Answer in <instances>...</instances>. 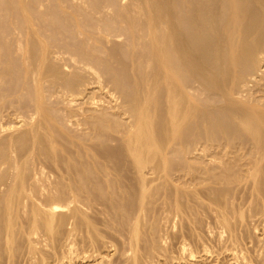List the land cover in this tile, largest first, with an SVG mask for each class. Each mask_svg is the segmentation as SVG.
Returning <instances> with one entry per match:
<instances>
[{
    "label": "bare ground",
    "instance_id": "1",
    "mask_svg": "<svg viewBox=\"0 0 264 264\" xmlns=\"http://www.w3.org/2000/svg\"><path fill=\"white\" fill-rule=\"evenodd\" d=\"M122 1V0H121ZM125 1V0H124ZM146 1V0H145ZM80 2V1H79ZM123 2V1H122ZM147 2V1H146ZM24 4V3H23ZM134 4V3H133ZM22 5V4H21ZM137 5V7H139L140 8V12L141 13H143V12H145V14L144 15H146V13H147V18L145 19V16L144 15H141V16H144L143 18H144V21H143V24H145L142 28H141V26L139 27L138 25V28L136 29V25H134V23H135V21L138 19V17H137V19L136 18H133V16H131L133 19V25L135 26H132V25H130L131 23L130 22H126V23H129V25H130V31H129V33H128V31H127V29L126 30H124V32L125 31H127V35L125 34V37L127 36V40L125 41V39H124V41H125V43H126V45L128 46L129 44H131V43H134L135 41L137 42V44H136V46L134 47V46H132L133 48H135L136 49V51L138 52V50L140 49V48H138V47H141V45L140 46H138V44H140L141 42H142V40H141V42L139 41L140 40V33H139V31H142V34H145V35H147L146 37H148V41H149V45H148V47H149V49H147L146 50V57H145V54H142V55H144V57L146 58V59H144L145 61H147V62H150L151 64H153L155 67L154 68H156L155 70H153L154 68H153V65H151L150 63H148L147 64V62L145 63L144 62V60L142 59V58H140V56L141 55H136V54H139V53H136L135 52V55L136 56H138V58H140V59H142V62H141V60L139 59L138 61L140 62V63H145L146 65H151L152 67H150V70H151V68H152V74L150 75V73H148L147 72V70H149V69H147V68H149V67H147V66H145L146 67V69L144 68V70H146V73H148L147 75L150 77V78H148L147 76H145L144 74H142V75H144L143 77H146V78H148V80L147 79H142L143 77H138L137 78V74L141 71V70H138V72H137V70H136V67L134 66V70L136 71H132L130 68H129V66H128V68H129V70H131L135 75V77L137 78V79H141V81L139 80V82H141L140 83V85L141 86H139V88L140 87H143V85L145 86H147L146 88H144L143 87V89L142 90H138L137 89V91H136V93H135V91H134V89H136V87H133V85L134 84H131L132 86L131 87H133L132 89H131V93L133 94L132 96L131 95H129L130 97L129 98H131V99H129V102H130V111L128 110L127 112L130 114V116L129 115H125L126 117H129L128 119H127V121H124V117H122L123 118V120L122 121H124V123L123 124H121L120 122H122L121 120L118 122V123H116V120H115V123L116 124H118V125H116L115 123L113 124V127L115 128V126L114 125H116V126H121L122 128H121V131L119 132L120 133V135L122 134V132H123V136H122V139H120V142L123 144V146H124V149L126 150V152H127V154H128V158H129V160L131 161H128L127 159V155H125L126 156V158H125V160H127L128 162H129V164L130 165H128V167H126L127 166V164H128V162L126 163V166L124 165V167H126V169H127V171L129 172L130 170H131V172H127V171H125V173H128V174H125L124 173V170H126L124 167H123V164H121L122 165V167H120L121 165H115L114 164V162L116 163V162H118L117 160L116 161H113V157H114V153H112V151H111V153H112V155H108V154H106V155H104V156H110V158H111V156H113L111 159H112V161H110V160H108L109 162H111L112 164H114V165H109V163L108 162H106V163H108V164H104V161L105 160H101V161H103V163L102 162H100V163H97V162H95V164H92L91 162V164H88L89 163V161H87V164H85V165H83V163L84 162H82V160L83 161H85L86 159H80L81 160V162H79V163H81L80 165H78V167H77V165H76V163H73L74 165H76V166H74V167H77L78 169H70V168H72L71 167V165H70V163H72V162H70V160H69V170H67L66 168H61V166H60V164L58 165V164H56L55 162H57V161H53V160H55L56 158H58V157H55L54 159L52 158V157H54L55 156V154L53 153L51 156L52 157H48V155L49 154H51L50 153V151L51 150H56V148L55 149H53V147H56L55 146V144H53L54 142L56 143V144H58L56 141H54V138H55V136H54V138L52 137L53 136V134L55 135V132L57 131V129H55L54 130V128L53 129H51L50 127L51 126H47V124H53V121H51L50 119H49V117L48 118H44V116H43V118L44 119H46V120H50L51 122L49 123H47V124H45L46 122L44 121V119L42 120V119H39V122H43L44 121V123H36V125L37 126H39L38 128H37V126L35 125V123L34 124H31L32 126L33 125H35L36 126V130H35V133L33 134L32 132H33V130L32 131H30L31 133V135L29 134V132H28V135L30 136V137H33L31 140H33V141H31L32 143L30 144V145H32V147H33V145L35 146L36 145V143H38L39 145L38 146H40L41 144H45L46 146H44V149H45V147H46V149L49 151V152H47V151H45L46 152V157H48L47 159H49L50 161H51V158L53 159L52 160V164L49 166V167H47V165H46V167H42V166H40L38 169L35 167V169H37L35 172L37 173L36 175H34L33 176V174H34V171L33 170H31V171H33V174H31L32 175V177H31V175H29L28 177H26L25 175H24V169H25V166H27L26 164H29L28 162H29V159H31L30 157L32 156V153L31 152H29L28 151V148H29V150L31 151L32 149H30V147H28L27 148V153L24 151V154L23 153H21L20 152V155L21 154H23V155H21V161L23 162V163H21V164H18V163H16L15 162V159H13L11 156H10V153H9V155H5V157L6 158H4V160H6L7 159V157L10 159V158H12L13 159V161H11V162H9V161H4V162H1L0 163V173L2 174L3 173V175H4V173H7L8 174V177H3V175L1 176V178H0V264H4V262L2 263V256L4 257V256H6V258H7V260H9V262H10V258L13 256V253H14V248L15 247H17V246H15V243L17 242V241H19L20 242V239H18V238H23V240L25 241V243L27 244V246H28V248L30 249V250H36V248H37V246H38V244H37V246H36V244L35 243H39V245H40V243L41 242H44V243H46V245L47 244H51L53 247L52 248H54V245L56 246V245H58V244H63V246H65L66 247V249L70 252L71 250H73V247H74V249H75V246H78L77 247V249H76V251L78 252L77 253V255L78 256H82L81 258V260L83 261L82 262V264H111V258H113V256L115 257L117 254H119V253H125L124 254V256L126 257L125 259L127 260L126 262H128V264H166V261L165 260H168V259H164L165 258V256H163L164 258H161L162 256H157L156 254V256H154L153 254H151L152 252H155L154 250L150 253V256L148 255L147 256V254H145L146 253V251H144L143 249H146V250H148L147 248H144V246H143V241L144 240H147L146 238H149V240H150V237L149 236H151V232H152V230H153V232L155 233L156 231H154V230H156V229H154V226H153V221L155 220V218L156 217H159V219H161L160 217H162V219L163 220H165V223H164V221L163 220H158V219H156L157 221H159L160 223H161V221H163V223L165 224V227L168 229V228H172V226H173V222H174V220L175 219H177L178 221H179V224L177 223V225H178V227L180 228V230L181 229H183V230H185V228H187V227H190L191 226V223L193 224V220L195 221V217L193 218V220H192V217H193V215L192 214H194L193 212H197L196 210L198 209V208H200V207H198V206H196V204L198 205V200L200 201L201 199H202V201L201 202H204V200H207L209 197H210V195H208L209 197H207V198H205V199H203L202 197H201V199H197V203L194 201V204L195 205H193L192 204V206L191 205H187V204H185V203H192V201L195 199L196 200V198H193V200L192 201H190L191 200V197H190V199L189 200H185V198H187V196H190V195H193L194 197H197V195L199 194L200 195V193H205L206 191H208V189H206L205 187H209L208 185L209 184H207V186H206V183H208V182H210V183H212V186H213V182L216 180V175H214L215 173H217V177H219L220 176V168L218 167V166H221V165H223L222 163H218V165H216L215 167H217V168H219V170L220 171H218L219 172V174H218V172H216L215 170H217V168L214 170V172L215 173H213V169L211 170V168L210 169H208L205 165H204V163H203V166H204V169H202V170H198L197 169V171H195V172H193V173H182L181 171L180 172H178L177 171V173L175 174V172L173 173V175L172 174H170L169 172V174L167 173V164H168V161H167V159H169V158H165L166 156H167V154L168 153H170L171 151H169V150H173V149H171L172 148V146L176 143H173V145L170 147V149H169V146L172 144L171 142H174V140H175V136L177 135V134H179V132L181 133V131H183V129H185V127H186V125H188L187 124V122L189 121V119L193 116L194 117V115L196 114V112H195V110H196V106L192 103V101H191V99L189 98V96H188V92H187V88L185 89V85H183V87L181 86V84L180 83H178V80H182V77H180V73H182L181 71H188L189 70V72H195V74H193V75H200V76H198L199 78L202 76V75H205V80L207 81V80H210L211 81V83H212V85H213V89L211 90V88H209V90H211L210 92H211V95H210V93H208V92H206V91H204L203 90V92H205V93H208L207 95H210V96H212V97H214V96H220V97H222V98H224V100L223 101H225L227 104L226 105H228V107L230 108V109H233L234 110V113H233V111L232 110H230V112L231 113H233V114H235V118H236V121H235V123L237 122V126L239 127V128H241V129H238V130H243L244 131V133H246L247 135H249L250 136V141H252V146L254 147V148H256V152H257V154H258V156L259 157H257L256 156V158L255 157H253V158H251V157H248V156H251V155H248V156H246L247 155V153H246V155H245V157L249 160V158H251V160H249L250 162H248V160L247 159H245V160H247V162H245V164H241V167L242 168H244V169H242V171H243V173H241V178L239 177V179L238 180H240V181H237V179L235 180V178H234V180H233V182H236L237 181V183L239 182V183H243V182H245V184H243V186H242V183L241 184H239L240 186H237V187H242V189H243V187H244V185H247V187H250V191L251 192H249L250 194H252V196L254 195V196H256L258 199L256 200V201H258L259 199L264 203V184L262 185L261 184V178L263 177L262 176V174L264 175V173L262 172V170L264 169V163H263V161H264V108L262 107V106H264V105H262L261 107H260V104L259 105H257V104H252V103H259L258 101V99L256 98L255 100H253V98H252V101H248V99L249 100H251V98L249 97V96H247L246 95V92L245 91H242V90H240L239 92H235V93H233V92H231V93H229V91L228 92H226V91H223L222 89V87H220L221 85H220V83H221V81L223 80V81H227L226 79H227V76H226V79H225V74L227 75L228 73H225V70L223 71V73H225L224 74V79H220V81H217V76L216 75H214V73L216 74V72H218L219 73V71H214L215 70V68H214V70H213V68H212V66H213V64L211 65V67H210V64H209V62H207V64H209V66L207 65H205L204 63H205V58H207V55L208 54H210L209 52H211L212 50H214V51H218L219 53L221 52V55H223V53H227V56L226 55H224V56H226L227 58L229 57L228 56V54L229 55H233V56H230V58L231 59H229V61H228V59L226 60V59H224V61H225V63H226V61L228 62V66H226V64L224 63V61L223 62H221L222 63V65H224V67L226 66V67H228L229 69L232 67V65L234 64V62H235V65H236V62H240L242 59H243V63H244V58L245 59H247V61H249V59L252 61V65H253V60H254V58H256V57H258V56H260L261 58L262 57H264L263 55L261 56V54H263L264 53V0H154V2H147L144 6H143V10L141 9V7H140V5L139 4H137V3H135L134 4V6H136ZM23 6V5H22ZM113 6V5H112ZM131 6H133V5H131ZM19 7V6H18ZM24 7V6H23ZM75 7V6H74ZM17 8V7H16ZM25 8V7H24ZM111 8V7H110ZM124 8V7H123ZM21 9H22V7H21ZM20 9V10H21ZM25 9H27V8H25ZM116 9H118V8H116ZM126 9H128V8H126ZM125 9V10H126ZM134 10H135V8H134ZM116 11V10H115ZM122 11H124V10H122ZM131 12H132V10H130ZM136 11V10H135ZM195 11V12H194ZM20 12V11H19ZM27 12H28V10L25 12L26 13V16H27ZM121 12V11H120ZM119 12V13H120ZM134 12V11H133ZM132 12V13H133ZM139 12V11H138ZM138 12L136 13V12H134L135 14H138ZM192 12L193 13H195V15H193L192 14ZM206 12V13H205ZM23 13H24V10H23ZM23 13L21 14V15H23ZM100 13H102V15L105 17V14L106 13H104V12H100ZM104 13V14H103ZM113 13V12H112ZM115 13V12H114ZM123 13V12H122ZM124 13H126V11L124 12ZM205 13V14H204ZM109 14V13H108ZM118 14V13H117ZM127 14H129L128 12H127ZM97 15V14H96ZM121 15V14H120ZM123 15V14H122ZM138 15H140V14H138ZM204 15H206V16H204V18L206 17V18H208V19H206V20H208V21H210L209 23L210 24H206V23H208V22H206L204 19H202L203 18V16ZM25 16V15H24ZM101 16V15H100ZM99 16V17H100ZM103 16H101L100 18H102V22H100L99 20V22H100V28H99V30L101 29L103 32H101L100 31V33H105L104 32V28H103V25H101V23H103V19H104V17ZM118 16V15H117ZM125 16V15H124ZM123 16V17H124ZM127 16V15H126ZM140 16V17H141ZM23 17V16H22ZM28 17V16H27ZM109 17V16H108ZM113 17V16H112ZM122 17V18H123ZM129 17H130V15H129ZM129 17L127 16V18H125V19H127V21L129 20ZM136 17V16H135ZM97 18V17H96ZM118 18H119V16H118ZM142 18V17H141ZM225 18H227V20L225 19ZM112 19V18H111ZM124 19V20H125ZM134 19H136L135 21H134ZM140 19V18H139ZM138 19V20H139ZM23 20V19H22ZM101 20V19H100ZM116 20H118V19H116ZM132 20L130 19V21L132 22ZM220 20H222V22H223V20H225V21H227L226 23L227 24H225L226 26L224 27V25H222L220 22ZM27 21H30V22H32V20H27L26 19V22ZM94 21V20H93ZM105 21V20H104ZM108 21V20H107ZM106 21V22H107ZM123 21V20H122ZM141 21V20H140ZM204 21L206 22L205 24H204ZM218 21H219V23H218ZM26 22H24V23H26ZM94 22H96V21H94ZM125 22V21H124ZM137 22V21H136ZM24 23H22V24H24ZM90 23H92V22H90ZM116 23V22H115ZM139 23V22H138ZM28 24V23H27ZM27 24H25L24 26H27V27H29V25H27ZM97 24V23H96ZM123 24H125V23H123ZM92 25V24H91ZM99 25H97V26H99ZM111 25V24H110ZM127 25V24H126ZM140 25V24H139ZM31 26V25H30ZM88 26V25H87ZM96 26V25H95ZM114 26V25H113ZM117 26V25H116ZM32 27V26H31ZM102 27V28H101ZM107 26H105V28H106ZM124 27H125V25H124ZM124 27H123V29H124ZM128 27V26H127ZM144 27H145V30H141V29H144ZM34 28V27H33ZM32 28V29H33ZM95 28V27H94ZM109 28H111V27H109ZM115 28V27H114ZM30 30V27H29V30H30V32L31 31H34V30ZM84 29V28H83ZM83 29H79V32L81 31L82 33H83V35L85 36L86 34H87V32L88 31H86V34H84L85 32L84 31H82ZM93 29V28H92ZM119 29V28H118ZM133 29L134 30H136L137 32H135V31H133ZM21 30H23L22 28H21ZM29 30L27 31V35H29ZM59 30V29H58ZM89 30V29H88ZM106 31L108 30V29H105ZM112 30V29H111ZM117 30V29H116ZM16 32L18 31V29L17 30H15ZM25 31V30H24ZM57 31V30H56ZM76 31V30H75ZM74 31V32H75ZM78 31V30H77ZM77 31H76V33H77ZM91 31V30H90ZM93 31V30H92ZM95 31H97V29L95 30L94 29V31H93V33L95 32ZM120 30H118V32H119ZM37 32V31H36ZM36 32H34V34L36 35V38H37V33ZM59 32V31H58ZM80 32V34H82ZM117 32V31H116ZM23 33V32H22ZM56 33V32H55ZM98 34H99V32H97ZM96 33V34H97ZM108 33V32H107ZM107 33H105V34H99L100 36L99 37H103L104 39H105V42L107 41L106 40V34ZM209 34L210 36H211V38H207L204 34ZM32 34V33H31ZM57 34V33H56ZM75 34V33H74ZM79 34V35H80ZM90 34V33H89ZM97 34V35H98ZM111 34V33H110ZM110 34H109V36H110ZM120 34V33H119ZM119 34H117V36L119 35ZM123 34V33H122ZM18 35V34H17ZM17 35H15V36H17ZM26 35V36H27ZM40 35V34H39ZM62 35V34H61ZM76 35V34H75ZM90 35H92V33L90 34ZM96 35V36H97ZM108 35V34H107ZM112 35V37H113V35L114 34H111ZM121 35V34H120ZM14 36V35H13ZM30 37H31V35H29ZM34 35H32V37H33ZM60 36V35H59ZM84 36H82V37H84ZM88 36V35H87ZM95 36V35H94ZM105 36V37H104ZM109 36H107L108 38H109ZM122 36V35H121ZM138 36H139V38H138ZM203 36H205V38H207V39H210V40H212V42L210 41V43L208 42V43H206V41L205 42H203L202 43V39H205V38H202ZM17 37H19V36H17ZM22 37V36H21ZM31 37V38H32ZM42 37V36H41ZM45 37V36H44ZM50 37V36H49ZM52 37H54V36H52ZM81 37V38H82ZM93 36H91V38H92ZM99 37H97V38H94V39H96V41H97V43L99 42V47H97L98 49H100V50H98L97 51V53L98 54H101L100 56H102V58L103 59H105V56H110L113 52H115V51H110V55H108L107 54V52H108V50H107V52H106V50L105 49H107V47L108 46H110V45H113L112 47H115L116 45H117V47L119 48V46H118V44H119V42L117 43V44H115V46H114V43H116L115 41H116V39H119L118 37L116 38V35L114 36L116 39L114 40L112 37H110V38H112L114 41V43H112V44H107L106 43V45L103 43V38L102 39H100ZM124 37V38H125ZM142 37H144V36H141V38ZM30 38V40L29 41H31L32 39ZM35 38V37H34ZM33 38V39H34ZM65 38V37H64ZM87 38V40H88V42H90L89 41V39L91 40V38H90V36L89 37H86ZM89 38V39H88ZM92 38V39H93ZM122 38V37H121ZM23 39V38H22ZM37 39H39V37L37 38ZM41 39V38H40ZM45 39H47V38H45ZM98 39V40H97ZM144 39V38H143ZM206 39V40H207ZM18 40H21V39H19L18 38ZM35 40V39H34ZM33 40V41H34ZM42 40V39H41ZM49 40H51V39H49ZM52 40H54V39H52ZM55 40H56V38H55ZM82 40H84V39H81V43L83 42ZM86 39L84 40V42H86L87 41ZM111 39H109V41H110ZM145 40H147L146 38H145ZM15 41V40H14ZM38 41V40H37ZM40 41V40H39ZM46 41V40H45ZM63 41V40H62ZM79 41V40H78ZM96 41L94 40H92L91 42H93V44L95 45V46H98V45H96ZM109 41H107V42H109ZM193 41H195V42H193ZM208 41V40H207ZM35 42H36V40H35ZM40 42H42V43H45V42H43V41H40ZM110 42H112V40L110 41ZM147 42V41H146ZM16 43H17V40H16ZM19 43V45H20V43H22V42H18ZM30 43H32V41L30 42ZM39 42H37V44H38ZM53 43V42H52ZM206 43V44H205ZM35 44V43H34ZM33 44V45H34ZM40 44L41 43H39V47L41 48V46H40ZM46 45H47V43H45ZM45 44H43L44 46H45ZM50 44H51V41H50ZM54 44V43H53ZM56 44H58L57 46H59V50H55L56 48L58 49V47H56V48H53L54 49V51L52 50L51 51V49H52V47L53 46H51L50 47V45L49 46H47V48L49 49L50 48V51H43V50H41L40 48V51L43 53L42 54V56L40 57V55L41 54H34L33 53V55H32V57L34 56L35 57V55H38L40 58H38V56H37V59H39V63H38V65H37V67H38V69L40 68L41 69V67H42V71H43V68H45L44 70H46V67H44V66H47L48 64L50 65V61H53L54 60V62H55V58H59L60 57V55L59 54H61V52H60V50L64 53V54H66V49L68 50V53H69V51H70V53L71 52H73L74 53V51L76 52V50H77V47H73V48H76L75 50L72 48V50H71V47L69 46V49L68 48H66V49H64V47H66L64 44H63V48H62V46H61V48L62 49H60V45H62V43L59 45V42L58 43H56ZM67 44V43H66ZM74 44V43H73ZM79 44V43H78ZM86 44L87 43H85L84 45L86 46ZM148 44V43H147ZM18 45V44H17ZM26 45V44H25ZM36 45V44H35ZM34 45V46H35ZM42 45V44H41ZM42 45V46H43ZM83 45V44H82ZM83 45V46H84ZM88 45V44H87ZM89 45H90V43H89ZM88 45V47H90ZM94 45H91V47H92V49H91V51L93 52V53H95L96 51H94V49H96V48H93V46ZM132 45V44H131ZM131 45H129V46H131ZM142 45H145L143 42H142ZM22 46V45H21ZM44 46L42 47V49L44 48ZM56 45H54V47H55ZM94 46V47H95ZM23 47V46H22ZM36 47V46H35ZM46 47V46H45ZM87 47V46H86ZM86 47H84V48H82L83 49V51H86V50H88V47H87V49L86 50H84ZM90 47V48H91ZM111 46H110V48L113 50L114 48H112ZM146 47L147 46H145V49H146ZM24 48V47H23ZM46 48V49H47ZM90 48H89V50H90ZM138 48V49H137ZM142 48V47H141ZM20 49V48H19ZM28 49V48H27ZM31 49H32V46H31ZM30 49V50H31ZM35 49V48H34ZM33 49V50H34ZM39 49H37V51L39 50ZM47 49V50H48ZM82 50L81 49V45H80V47H78V50ZM117 49V48H116ZM228 49V50H227ZM103 50H105V52L103 51ZM118 50H120V49H118ZM128 50H129V48H128ZM127 50V51H128ZM144 50V49H143ZM142 50V51H143ZM18 52H19V50H17ZM16 51V52H17ZM22 50H20V52H21ZM36 51V50H35ZM35 51H33V52H35ZM91 51L89 52V51H87V52H89V54L91 53ZM99 51H102V53H105V54H107V55H103L101 52H99ZM130 51H131V49H130ZM129 51V52H130ZM133 51H135L134 49H133ZM226 51V52H225ZM228 51V52H227ZM78 52V51H77ZM119 52V51H118ZM128 52V53H129ZM147 52H149V53H147ZM213 52V51H212ZM37 53V52H36ZM67 53V54H68ZM70 53L68 54L69 55V57H70ZM85 53V52H84ZM93 53H91V54H93ZM120 53V52H119ZM132 53H134V52H132ZM131 52H130V54H132ZM215 53V52H214ZM64 54H63V56H64ZM66 54V55H67ZM75 54V53H74ZM76 54H79V52L78 53H76ZM80 54H81V51H80ZM79 54V55H80ZM114 54V53H113ZM112 54V55H113ZM141 54V53H140ZM65 55V57H67ZM73 55V54H72ZM82 55V54H81ZM80 55V56H81ZM84 55H87V57H85V59L83 58V56ZM84 55H82V58L84 59L83 61H82V58H81V60H79V61H81V62H79V61H77V63L79 64H81V63H83V65L85 66L84 68L86 69V70H88L89 72H92V69L90 68V66L93 64V62L97 59V58H95L96 56L95 55H97L96 53L95 54H93L92 55V57H94V60H93V62H92V60L91 59H93L92 57H91V55L89 56L88 55V53H86V54H84ZM112 55H111V57H112ZM133 55V54H132ZM135 55H133L134 56V59H135ZM215 55V54H214ZM218 55V54H217ZM220 55V54H219ZM218 55V56H219ZM98 56V55H97ZM114 56H118L117 55V53H116V55L114 54ZM113 56V57H114ZM128 56H129V54H128ZM213 55L211 54V57H212ZM17 57V56H16ZM20 57V56H19ZM24 57V56H23ZM30 57H31V55H30ZM52 57H54V59H52ZM74 58V56H71V58ZM78 57V56H77ZM91 57V58H90ZM125 57V56H124ZM141 57H143V56H141ZM143 57V58H144ZM216 56H214V58H215ZM221 57H223V56H221ZM225 57V58H226ZM254 57V58H253ZM259 57V58H260ZM36 58V57H35ZM61 58V57H60ZM101 57H100V59H102ZM115 58V57H114ZM114 58H112L113 60H115V62H116V60H118V58H116V59H114ZM126 59H129L130 58V56L127 58V56L125 57ZM133 58V57H132ZM137 58V59H138ZM210 58V55H209V57H208V59ZM213 58V59H214ZM219 59H218V61L220 60V57H218ZM64 59V57H62V60ZM65 59H68V58H65ZM76 59H79V58H76L75 57V60ZM98 59H99V56H98ZM102 59V60H103ZM108 60H110V57L109 58H107ZM123 59V58H122ZM125 59V60H126ZM131 60V62L132 61H136V59L135 60ZM217 59V58H216ZM57 60V59H56ZM59 60V59H58ZM57 60V61H58ZM107 60V61H108ZM120 60V59H119ZM118 60V61H119ZM124 60V59H123ZM211 59H209V61H210ZM233 60V61H232ZM28 61H30L29 59H28ZM33 61H36L34 58H33V60L32 61H30V62H33ZM68 61V60H67ZM100 61V60H99ZM118 61L116 62V63H118ZM206 61H207V59H206ZM213 61V60H212ZM231 61H232V63H231ZM256 61V60H255ZM254 61V62H255ZM53 62V63H54ZM61 62V61H60ZM59 62V63H60ZM65 61L63 60V64H67V62L66 63H64ZM68 62H70V60L68 61ZM71 62L73 63V60H71ZM96 62V63H95ZM94 63V65H95V67L96 66H98L99 64H103L104 62L103 61H101V63L99 62V63H97L98 62V60L97 61H95ZM105 62H106V59H105ZM111 62H112V60H111ZM115 62H112V63H114L113 65H115L116 63ZM124 62V61H123ZM130 62V67H131V65L133 66V65H135L136 63L135 62H133L134 64H132ZM137 62V61H136ZM215 62V61H214ZM229 62L231 63L230 65V67H229ZM262 62V61H261ZM264 62V61H263ZM23 63H25L24 61H23ZM56 63H58V62H56ZM76 63V62H75ZM75 63H73L74 65H76ZM107 63H109V61L107 62ZM121 64H122V62H120ZM120 63H118L119 64V66L121 65ZM128 63V62H127ZM216 64H218V62H215ZM220 63V61H219V64H221ZM249 63V65L251 64L250 62H248ZM247 63V64H248ZM259 63H260V61H259ZM27 64V63H26ZM34 64H36V62L34 63ZM63 64H62V66H63ZM69 64H71V63H69ZM69 64H67L68 66H70ZM110 64V63H109ZM126 64V63H125ZM139 63H137V65H138ZM245 64H246V62H245ZM257 66H258V60H257V63H255ZM254 64V65H255ZM33 65V64H32ZM31 64H30V68H31V66H32ZM51 65H52V63H51ZM54 65V64H53ZM67 65H64V67L65 68H68L67 67ZM73 65V66H74ZM83 65H78V67L79 66H83ZM103 65H105V63L103 64ZM102 65V66H103ZM107 65V64H106ZM111 65V68H113L114 70H117V71H119V69H120V67L119 66H117L119 69H115V66L113 67L112 66V64H110ZM141 65V67H142V64H140ZM139 65V66H140ZM221 65V66H222ZM21 66V65H20ZM26 66H28V65H25V67ZM73 66H72V64H71V67H69L70 69L71 68H73ZM126 66V65H125ZM218 67H219V65H217ZM220 66V67H221ZM234 66V65H233ZM236 66H238V64L236 65ZM245 66V65H244ZM49 67V66H48ZM50 67H53V66H50ZM49 67V68H50ZM64 67H61L62 69L64 68ZM94 66H93V71H94V69H95V71L96 70H98L99 71V68H100V66H99V68H95ZM123 67V66H122ZM121 67V68H122ZM216 68V69H219V68ZM256 66H253V68H255ZM260 67V66H259ZM34 68H35V70L37 69L36 67H33V69L32 70H34ZM56 72L58 73L59 71H61L62 72V70H57L58 68H59V66H58V68H57V65H56ZM61 68H59V69H61ZM64 68V69H65ZM80 69H82L81 67H79ZM125 68H127V67H125ZM137 68H138V66H137ZM212 68V69H211ZM222 68V69H221ZM219 70H223V67H221ZM233 68V71L235 70L234 68L235 67H232ZM247 68V67H246ZM249 69H250V67H248ZM37 69V70H38ZM39 69V70H40ZM53 69V68H52ZM52 69H50V70H52ZM63 69V70H64ZM70 69H68L67 70V72L70 70ZM74 69H76L75 68V66H74ZM79 69V70H80ZM100 69H102V70H104L103 68H100ZM133 69V68H132ZM140 69V68H139ZM229 69H226V71L227 70H229ZM256 69H258V68H256ZM47 70H49V69H47ZM107 70H108V68H107ZM107 70H105V71H107ZM121 70V69H120ZM126 70V69H125ZM143 70V73H145V71ZM191 70V71H190ZM193 70V71H192ZM237 70V69H236ZM260 70V69H259ZM13 71V70H12ZM16 71H18V70H16ZM26 71V70H25ZM53 71V70H52ZM52 71H49V73L50 74H52ZM65 72H66V69L64 70ZM63 71V72H64ZM76 71H78V68H77V70ZM98 71L96 72V73H98ZM101 71V70H100ZM122 71V70H121ZM232 71V70H231ZM232 71V72H233ZM244 71H246L245 69H244ZM255 71V70H254ZM261 71V70H260ZM62 72V73H63ZM66 72V73H67ZM71 73L73 72V71H70ZM81 72L83 73V71L81 70ZM86 72V75H87V71H85ZM112 72V71H111ZM227 72H230V70L229 71H227ZM240 72V71H239ZM238 71L236 72L237 74L239 73ZM248 72V71H247ZM256 73L257 72H259L258 70L257 71H255ZM22 73V72H21ZM30 73V72H29ZM39 73V76H43V74L41 75L40 74V71L38 72ZM37 73V74H38ZM60 73V72H59ZM78 73H79V71H78ZM77 73V74H78ZM101 73V72H100ZM107 73V74H106ZM104 72V74H106V75H104V76H106V78L107 77H111V74H108V71L107 72ZM109 73H110V70H109ZM112 73H114L115 74V72L113 71ZM118 73V72H117ZM130 73V72H129ZM141 73H142V71H141ZM145 73V74H146ZM185 73V72H184ZM183 73V74H184ZM218 73H217V75H218ZM221 73L222 72H220V76H218V77H220V78H222V75H221ZM241 73V72H240ZM240 73H239V75H240ZM243 73V72H242ZM263 73V72H262ZM11 74V73H10ZM34 74V73H33ZM32 73H31V77H32V75H33ZM37 74H35L36 76H37ZM53 74H55V73H53ZM75 74V73H74ZM121 73L119 72V75H120ZM186 74H187V72H186ZM192 74V73H191ZM236 74V75H237ZM252 74V72L250 73V75ZM258 74V73H257ZM260 75H261V73H259ZM29 75V74H28ZM46 77H47V75L46 74H44ZM58 76H60L59 74H57ZM68 75V74H67ZM76 75V74H75ZM98 75V74H97ZM103 75V74H102ZM108 75H110V76H108ZM113 75V74H112ZM117 75V74H116ZM118 75V76H119ZM121 75H123V74H121ZM131 75V74H130ZM130 75H129V77L127 76V75H123L122 77H123V79H124V77L125 76H127L124 80H126L127 78H129L130 79ZM141 75V74H140ZM139 74H138V76H140ZM141 75V76H142ZM231 75V76H230ZM230 75L228 74V76H229V78H231L232 76L234 77V75H233V73H231L230 72ZM235 75V76H236ZM248 75V74H247ZM3 76V75H2ZM30 76V75H29ZM34 76V75H33ZM36 76H34V77H32L33 79H34V84L35 83H37L38 81L39 82H41V79H42V81H43V78L41 77V78H39V76H37V78H38V80H36ZM44 76V77H45ZM48 76H51V75H48ZM55 76H56V74H55ZM53 77V75L51 76L52 78H55V81H57V76L56 77ZM65 76H66V74H65ZM74 76V75H73ZM88 76H89V74H88ZM87 76V77H88ZM91 76V75H90ZM95 76V75H94ZM99 76V75H98ZM97 76V77H98ZM131 76H133V75H131ZM133 76V77H134ZM50 77V78H51ZM62 77H63V74H62ZM68 77V76H67ZM92 77H93V73H92ZM91 77V78H92ZM113 77H114V75H113ZM112 77V78H113ZM179 77H180V79H179ZM191 77H192V75H191ZM194 77V76H193ZM198 77H196V78H198ZM233 77H232V79H233ZM237 77H238V75H237ZM249 77V76H248ZM29 78V77H28ZM49 78V77H48ZM49 78V79H50ZM50 79V80H52V82H54L53 80L54 79ZM57 78V79H56ZM61 78V77H60ZM59 78V79H60ZM75 78V77H74ZM77 78H79V77H77ZM93 78H96V77H93ZM93 78H92V80H93ZM111 78V79H112ZM119 78V77H118ZM121 78V77H120ZM132 78V77H131ZM195 78V79H196ZM199 78H198V80H199ZM202 78V77H201ZM229 78H228V81L230 82V80H232V79H230L229 80ZM239 78V77H238ZM240 78H242L241 76H240ZM239 78V79H240ZM21 79V78H20ZM48 79V80H49ZM65 79V78H64ZM113 79H116L115 77L113 78ZM137 79H134L135 81L137 80ZM237 79V78H236ZM257 77H256V74H254V75H252L251 76V79H250V81L253 83H255L257 80ZM258 79H259V77H258ZM5 80V79H4ZM36 80V81H35ZM47 80V79H46ZM72 80H73V78H72ZM78 80H80V79H78ZM86 80H89V79H86ZM86 80L84 81V82H86ZM121 80V79H120ZM124 80H123V82H124ZM131 80V79H130ZM133 80V79H132ZM131 80V81H132ZM142 80H147V81H142ZM187 80V79H186ZM190 80V79H189ZM204 80V81H205ZM219 80V79H218ZM233 80H235V78L233 79ZM232 80V81H233ZM241 80V79H240ZM248 80H249V78H248ZM263 80V79H262ZM44 81H45V79H44ZM43 81V82H44ZM62 81V80H61ZM63 81H65V80H63ZM62 81V82H63ZM90 81V80H89ZM94 81V80H93ZM95 81H96V79H95ZM112 82H113V80H111ZM117 81V80H116ZM116 81L115 82H113L112 84L113 85H115V83H116ZM131 81H129L130 83H131ZM138 81V80H137ZM136 81V82H137ZM200 81H202L201 79H200ZM199 81V82H200ZM242 81V80H241ZM30 82H31V80H30ZM51 82V81H50ZM51 82V84L53 85V83ZM60 81L58 80V82H54L56 85L55 86H57L56 88H59V90L57 89V90H54L53 88V86H52V88H50V90L52 89L53 90V92L54 91H58V92H60V90H63V89H60V85L62 84L61 82V84L59 83ZM76 82H78L77 80H76ZM81 82H82V85H83V77H82V80H81ZM88 82V81H87ZM87 82H86V84H87ZM102 82V81H101ZM126 82H128V81H126ZM138 82V83H139ZM143 82H144V84H143ZM147 82V83H146ZM185 82V81H184ZM220 82V83H219ZM235 83H236V80L234 81ZM243 82V81H242ZM261 82V81H260ZM259 82V83H260ZM44 83H46V81L44 82ZM43 83V84H44ZM47 83H48V81H47ZM57 83H59L60 85H58ZM94 83V82H93ZM96 83H97V81H96ZM118 84H119V86H120V83L119 82H117ZM132 83H134V82H132ZM138 83H136V85L138 84ZM146 83V84H145ZM186 83V82H185ZM202 83V82H201ZM223 83H226V82H223ZM247 83V82H246ZM258 83V84H259ZM33 84V83H32ZM39 84V83H38ZM38 84H37V86H38ZM42 84V83H41ZM43 84H42V86L41 85H39V87L40 88H42L43 87ZM49 84V83H48ZM67 84V82L65 83V85ZM72 84V83H71ZM71 84H70V86H71ZM73 84H75V83H73ZM77 84V83H76ZM85 84V87H84V89H82V88H80L82 85L80 84H77V90L78 91H75V92H71V93H69V92H67L66 90H67V85H66V92L67 93H69L70 95H68L69 96V101H71V102H76V100H81L82 99V97H84L85 95H87V93L90 91V90H94L93 89V87H92V89H91V87H88L89 85L91 86H93L94 84H92L91 83V81L88 83V85H86ZM99 84V83H98ZM111 84V83H110ZM109 84V85H110ZM118 84H116V89H119V87L117 86ZM121 84H123V83H121ZM127 84V83H126ZM162 84H167L168 85V89H167V86H166V88H165V86H164V90H163V92L162 93H164V92H166L165 90H168L167 91V96H166V94H165V96H163V94H161L162 96H163V99H165V98H167L166 99V102H164V104L166 103V107L164 108V111L162 112V113H159V111L161 110V109H159V107L157 106L158 104H157V102L155 101L156 99L155 98H157V100H158V94H160V93H158L157 94V92H159V88H161L162 86ZM203 84H205V82L203 83ZM248 84V83H247ZM29 85V84H28ZM63 85L64 84H62L61 85V87H63ZM97 85V84H96ZM95 85V86H96ZM107 85V84H106ZM124 85V84H123ZM199 85V84H198ZM206 85V84H205ZM220 85V86H219ZM229 85V84H228ZM230 85H232V83H230ZM229 85V86H230ZM234 85H236V84H234ZM260 85V84H259ZM21 86V85H20ZM33 86V85H32ZM36 86V84L34 85V87ZM48 86H50V85H45L44 87L46 88V87H48ZM69 86V87H70ZM74 86H76V85H74ZM80 86V87H79ZM84 86V85H83ZM100 86H101V84H100ZM122 86V85H121ZM130 86V85H129ZM161 86V87H160ZM194 86V85H193ZM193 86H191V87H193ZM204 86V85H203ZM202 86V87H203ZM208 86V85H207ZM229 86H228V88H229ZM262 86V85H261ZM22 87H24V86H22ZM38 87V88H39ZM68 87V88H69ZM97 87V86H96ZM118 87V88H117ZM123 87V86H122ZM121 87V88H122ZM125 87V86H124ZM123 87V88H124ZM127 87V86H126ZM131 87H129V88H131ZM231 87H233V86H230V89H231ZM33 88V87H32ZM49 88V87H48ZM64 88V87H63ZM64 88V89H65ZM72 88V87H71ZM95 88V87H94ZM100 88V87H99ZM102 88H104V87H102ZM120 88V89H121ZM122 88V89H123ZM190 88V87H189ZM201 88V87H200ZM203 88H206V87H203ZM203 88H201V89H203ZM251 88V87H250ZM25 89V88H24ZM27 89V88H26ZM30 89V88H29ZM35 89V88H34ZM33 89V90H34ZM43 89V88H42ZM42 89H39V90H41L40 92H39V94L42 92V91H44V92H42L43 94H46L47 93V91L44 89V90H42ZM73 89H75V88H73ZM82 89V91H80V90ZM101 89V88H100ZM115 89V88H114ZM121 89V90H122ZM125 89V88H124ZM124 89H123V91H124ZM158 89V90H157ZM208 89V88H207ZM234 89V88H233ZM32 90V89H31ZM36 91H37V88L35 89ZM38 90V91H39ZM51 90V91H52ZM76 90V89H75ZM99 90V89H98ZM208 90V91H209ZM228 90V89H227ZM253 90V89H252ZM23 91V90H22ZM65 91L63 90V91H61V93H60V95L61 94H65ZM96 91H97V89H96ZM95 91V92H96ZM129 91H127L126 92V89H125V93L128 95V93H129ZM132 91H134V93L132 92ZM28 92V91H27ZM46 92V93H45ZM48 92H49V90H48ZM52 92V93H53ZM64 92V93H63ZM94 92V91H93ZM92 92V93H93ZM99 92V91H98ZM109 92V91H108ZM116 93H117V91H115ZM122 92V91H121ZM121 92H118L119 94V96H120V93ZM189 92H190V90H189ZM196 92V91H195ZM245 92V93H244ZM37 93V92H36ZM42 93H41V95H42ZM51 93V94H52ZM57 93V92H56ZM66 93V94H67ZM105 93V92H104ZM107 93V92H106ZM110 93V92H109ZM124 93V92H123ZM130 93V94H131ZM242 93L244 94V98H246L247 97V99H244L243 97H240V96H243L242 95ZM26 94V93H25ZM38 94V93H37ZM122 94V93H121ZM125 94V95H126ZM196 95H197V93H195ZM232 94H236L235 95V97L232 95ZM35 95V94H34ZM41 95H38L39 96V98L41 99L42 97H43V95L41 96ZM57 95H58V93H57ZM59 95V96H60ZM84 95V96H83ZM124 95V96H125ZM189 95H190V93H189ZM30 96V95H29ZM33 96V95H32ZM49 96V95H48ZM63 96V95H62ZM109 96V95H108ZM122 96H123V94H122ZM157 96V97H156ZM53 97H54V95H53ZM61 97V96H60ZM87 97V96H86ZM121 97V96H120ZM165 97V98H164ZM200 97H202V96H200ZM212 97H210V98H212ZM219 97V98H220ZM249 97V98H248ZM47 98V97H46ZM51 98V97H50ZM58 98V97H57ZM63 98V97H62ZM110 98H111V96H110ZM117 98V97H116ZM123 98V97H122ZM126 98V97H125ZM160 98V97H159ZM193 98V97H192ZM206 98V97H205ZM215 98V97H214ZM217 98V97H216ZM262 98L264 99V96H262ZM43 99V98H42ZM45 99V98H44ZM65 99V98H64ZM88 99V98H87ZM162 99V101H164ZM221 99V98H220ZM35 100V99H34ZM51 100V99H50ZM52 100H54V99H52ZM94 100V99H93ZM97 100V99H96ZM122 100V99H121ZM126 100V99H125ZM125 100H123V101H125ZM161 100V99H160ZM210 100V99H209ZM246 100V101H245ZM46 101V100H45ZM86 101V100H85ZM161 101V102H162ZM212 101V100H211ZM215 101H216V99H215ZM215 101H214V104L213 105H215ZM261 101V100H260ZM37 102H38V99H37ZM41 101L39 100V102L38 103H40ZM65 102V101H64ZM83 102H84V100H83ZM100 102V101H99ZM106 102H108V101H106ZM129 102H124L125 104L126 103H128L129 104ZM160 102V104L162 105V103ZM220 102V101H219ZM225 102H223V103H225ZM252 102V103H251ZM36 102L34 101V105H36V104H38V103H36ZM44 103V100H43V102H41V106H43L42 104ZM46 103V102H45ZM67 103H69V102H67ZM119 103V102H118ZM123 102H122V104L123 105H125ZM202 103V102H201ZM223 103H220V105L221 104H223ZM32 104H33V100H32ZM55 104V103H54ZM56 104H58L59 105V103H56ZM84 104V103H83ZM88 104V103H87ZM96 104V103H95ZM116 104V103H115ZM122 104H121V106H122ZM159 104V105H160ZM163 104V105H164ZM264 104V103H263ZM30 105V104H29ZM28 105V106H29ZM49 105V104H48ZM61 105V104H60ZM65 105V104H64ZM72 105V104H71ZM161 105H160V108H161ZM212 105V106H213ZM216 105H217V103H216ZM219 105V104H218ZM217 105V106H218ZM39 106V105H38ZM50 106V105H49ZM66 106H68V105H66ZM78 106V105H77ZM76 106V107H77ZM88 106V105H87ZM100 106V105H99ZM98 106V107H99ZM127 106V104L125 105V107ZM165 106V105H164ZM208 106V105H207ZM13 107H15V106H13ZM36 107V106H35ZM34 107V108H35ZM48 107V106H47ZM69 107V106H68ZM93 107V106H92ZM97 107V108H98ZM124 107V106H123ZM127 107H129V106H127ZM163 107V106H162ZM199 107V106H198ZM214 107V106H213ZM218 107H220V108H222V109H226L227 110V108H224L225 107V105L223 106V107H221V106H218ZM9 108V107H8ZM7 108V109H8ZM11 108V107H10ZM43 108V107H42ZM51 108V107H50ZM55 108V107H54ZM86 108V107H85ZM84 108V109H85ZM117 108V107H116ZM122 108V107H121ZM210 108V107H209ZM219 108V109H220ZM17 109V108H16ZM18 109H20V108H18ZM37 109V108H36ZM41 109V108H40ZM39 108H38V111H39V113H40V111L41 110H43V109H41L40 110ZM47 109V108H46ZM46 109L44 108V110L46 111ZM55 109H57V108H55ZM88 109H91V108H88ZM87 108H86V110L87 111H89ZM93 109V108H92ZM119 109V108H118ZM123 109V108H122ZM201 109V108H200ZM215 109H217V108H215ZM218 109V110H219ZM221 109V110H222ZM43 110V111H44ZM51 110V109H50ZM127 110V109H126ZM125 110V111H126ZM163 110V109H162ZM161 110V111H162ZM214 110V109H213ZM218 110H216V111H218ZM1 111V110H0ZM11 111H12V109H11ZM17 111V110H16ZM29 111V110H28ZM33 111H34V109H33ZM37 111V110H36ZM44 111V112H45ZM97 111V110H96ZM103 111V110H102ZM105 111V110H104ZM108 111V110H107ZM203 111V110H202ZM35 112V111H34ZM49 112V111H48ZM56 112V111H55ZM80 112V111H79ZM84 112V111H83ZM92 112H94L95 113V111H92ZM123 112V114L125 113L124 112V110L122 111ZM214 112V111H213ZM227 112V111H226ZM13 113V112H12ZM17 113V112H16ZM39 113H38V115H39ZM94 113H91V112H89V116L87 117V112H85V115H86V119H85V121H88V128L90 129V125H94V126H92L93 127V129H94V127H95V125L97 124V122L96 121H100V117H102V114L100 115L99 114V116L96 118V117H94ZM97 113V112H96ZM96 113H95V115H96ZM203 113V112H202ZM219 112H217L216 114H218ZM3 114V113H2ZM18 114V113H17ZM20 114V113H19ZM37 114V113H36ZM52 114V113H51ZM84 114V113H83ZM113 114V113H112ZM118 114H119V112H118ZM160 114H162V116L160 115ZM203 114H205V112L203 113ZM222 114V113H221ZM16 115V114H15ZM30 115V114H29ZM37 115V116H38ZM42 115V114H41ZM43 115H45V114H43ZM47 115H49V114H46V116ZM66 115V114H65ZM82 115V114H81ZM93 115V116H92ZM109 115V114H108ZM120 115H122V114H120ZM228 115V114H227ZM9 116V115H8ZM160 116H161V118H160ZM231 116V115H230ZM2 117V116H1ZM26 117H27V115H26ZM41 117V116H40ZM93 117V118H92ZM114 117H116V116H114ZM125 117V118H126ZM211 117V116H210ZM215 117V116H214ZM229 117V116H228ZM234 117V116H233ZM233 117H231L232 118V120H235V118L233 119ZM35 118V117H34ZM39 118V117H38ZM53 118H55V116H53ZM67 118V117H66ZM96 118V123H94V121L92 120V119H95ZM103 118V117H102ZM102 118H101V120H102ZM106 118H107V114H106ZM196 118H198V117H195V119ZM216 118V117H215ZM230 118V119H231ZM72 119V118H71ZM98 119V120H97ZM104 119H105V115H104ZM201 119V118H200ZM8 120V119H7ZM35 120V119H34ZM53 120V119H52ZM59 120V119H58ZM110 120V119H109ZM114 119H112V121H113ZM118 120V119H117ZM193 120V119H192ZM199 120V119H198ZM16 121V120H15ZM26 121V120H25ZM29 121H30V119H29ZM65 121V120H64ZM67 121V120H66ZM69 121V120H68ZM85 121H84V124L82 125L83 126V128H84V125L85 124H87V123H85ZM103 121V120H102ZM102 121H100V122H102ZM105 122H107L106 124L108 125V121H106V120H104ZM194 121V120H193ZM217 121V120H216ZM21 122V121H20ZM36 122V121H35ZM105 122H103V123H105ZM111 122V121H110ZM190 122V121H189ZM197 122V121H196ZM204 122V121H203ZM202 122V123H203ZM205 122H207V121H205ZM214 122V121H213ZM231 122V121H230ZM9 123V122H8ZM11 123V122H10ZM19 123V122H18ZM25 123V122H24ZM23 123V124H24ZM27 123V122H26ZM62 123H63V121H62ZM76 123V122H75ZM233 123V122H232ZM23 124H22V126H23ZM29 124V123H28ZM72 124V123H71ZM110 124V123H109ZM111 124H112V122H111ZM110 124V125H111ZM121 124V125H120ZM210 124V123H209ZM217 124H218V122H217ZM217 124H215V125H217ZM223 124V123H222ZM26 125V124H25ZM63 125V124H62ZM102 125V124H101ZM203 124H201V126H202ZM205 126H206V124H204ZM215 125H214V127H215ZM219 125H221L220 123H219ZM229 125V124H228ZM17 126V125H16ZM27 126V125H26ZM34 126V127H35ZM53 126V125H52ZM56 125H54V127H55ZM69 126V125H68ZM72 126V125H71ZM86 126V125H85ZM97 126H99V124L97 125ZM96 126V127H97ZM109 126V125H108ZM192 126V125H191ZM207 126H208V124H207ZM206 126V129L208 130V128L209 127H207ZM211 126H212V124H211ZM224 126V125H223ZM233 126H234V124H233ZM232 126V127H233ZM2 127H4V126H2ZM2 127H0V137L1 136H4V134L5 133H7V135H8V132H10V131H8L7 132V130L6 129H4V128H2ZM112 127V128H113ZM119 127H116L117 129L119 128ZM203 127V126H202ZM220 127V126H219ZM228 127V126H227ZM237 127V128H238ZM15 129H17V132L19 133V131H23V130H25V129H23V130H20V129H22V128H16V127H14ZM23 128H26V127H24L23 126ZM28 128H29V130H31L33 127H27L26 128V131H28ZM47 128V129H46ZM48 128H50L51 130H53L52 132L53 133H51V131L49 130V133L52 135H49V136H51V138L53 139V142H52V140L51 139H49L50 137L49 136H47V134H48V132H47V134H46V131H45V129L46 130H48ZM56 128V127H55ZM64 128H65V126H64ZM87 128V127H86ZM85 128V129H86ZM100 128V127H99ZM98 128V129H99ZM110 128V127H109ZM111 128V129H112ZM220 128H222V127H220ZM223 128H225V127H223ZM222 128V129H223ZM236 128V127H235ZM96 129L97 128H95L94 130H92L93 131V134L96 132ZM97 129V132H96V134L99 136L98 138H100L101 137V135H104V134H101V133H98V131H100V130H102V129H99L98 130ZM202 129H204V128H202ZM217 129V128H216ZM219 129V128H218ZM227 129V128H226ZM9 130H11V129H9ZM12 130H13V127H12ZM12 130H11V132H12ZM60 130V129H59ZM63 130H65V129H63ZM82 130H84V129H82ZM87 130V129H86ZM86 130H84V131H86ZM91 130V129H90ZM113 131L115 130V129H112ZM118 130H120V128L118 129ZM123 130V131H122ZM205 130V129H204ZM212 130H213V128H212ZM231 130V129H230ZM230 130H229V133H230ZM234 130V129H233ZM232 130V131H233ZM92 131H88L89 133L90 132H92ZM185 131V130H184ZM219 131H221L220 129H219ZM15 132V131H14ZM101 132V131H100ZM103 132V131H102ZM115 132H116V130H115ZM117 132V133H118ZM189 132V131H188ZM237 132V131H236ZM25 133V132H24ZM59 133V132H58ZM57 133V134H58ZM88 133V134H89ZM105 133V132H104ZM118 133V134H119ZM183 133V132H182ZM209 133V132H208ZM207 133V134H208ZM233 133H234V131H233ZM232 133V134H233ZM243 133V134H244ZM10 135H11V133H9ZM22 134V133H21ZM73 134V133H72ZM75 134V133H74ZM85 134H87V131H86V133ZM84 134V135H85ZM101 134V135H100ZM115 134V133H114ZM205 134V133H204ZM206 134V135H207ZM217 134V133H216ZM221 134H222V132H221ZM6 135V136H7ZM10 135H8L9 137H11ZM14 136H15V134H13ZM27 135V134H26ZM27 135V136H28ZM63 135V134H62ZM92 135V134H91ZM95 135V134H94ZM107 135V134H106ZM115 135H117V134H115ZM179 135H181V134H179ZM179 135H177V136H179ZM214 135V134H213ZM219 135V134H218ZM223 135V134H222ZM239 135V134H238ZM242 135V134H241ZM5 136V137H6ZM65 136V135H64ZM71 136V135H70ZM96 136V135H95ZM94 136V138H96ZM105 136V135H104ZM209 136V135H208ZM229 136V135H228ZM249 136H247V137H249ZM89 137V136H88ZM92 137V136H91ZM103 137V136H102ZM117 137V136H116ZM181 137V136H180ZM230 137V136H229ZM233 137V136H232ZM244 137V136H243ZM23 138V137H22ZM61 138V137H60ZM71 138V137H70ZM94 138H93V140H94ZM97 138V139H98ZM179 138V137H178ZM235 138V137H234ZM1 139H2V137H1ZM4 139V140H3ZM1 141H4V142H8L9 140L11 141V139H9V138H6V140L7 141H5V138H3ZM29 139V138H28ZM55 139H57V138H55ZM96 139V140H97ZM103 139H104V137H103ZM102 139V140H103ZM105 139H107V136L105 137ZM174 139V140H173ZM181 138H179V140H180ZM187 139V138H186ZM225 139H227V138H225ZM225 139H223V140H225ZM245 139V138H244ZM12 140H13V138H12ZM87 140V139H86ZM92 140V141H93ZM100 140V139H99ZM98 140V141H99ZM118 140V139H117ZM211 140V139H210ZM215 140V139H214ZM221 141H222V137H221V139H220ZM228 140V139H227ZM240 140V139H239ZM246 140V139H245ZM1 141H0V143H1ZM57 141H58V139H57ZM61 141V140H60ZM72 141V140H71ZM91 141V142H92ZM101 141V140H100ZM176 141H178L177 140V137H176ZM213 141V140H212ZM212 141H211V144H212ZM235 141V140H234ZM248 141H249V139H248ZM13 142H15V139H14V141ZM13 142L11 143L12 145H13ZM30 142V141H29ZM66 142V141H65ZM82 142V141H81ZM85 142V141H84ZM88 142V141H87ZM90 142V143H91ZM97 142V141H96ZM102 142V141H101ZM119 142V141H118ZM227 142V141H226ZM229 142H231V141H229ZM233 142V141H232ZM241 142H242V140H241ZM244 142V141H243ZM3 143V142H2ZM41 143V144H40ZM69 144H70V142H68ZM72 143V142H71ZM89 143V144H90ZM99 143V142H98ZM103 143V142H102ZM171 143V144H170ZM210 142H208V144H209ZM250 143V142H249ZM5 144V143H4ZM7 144H9V143H7ZM60 144V143H59ZM73 144V143H72ZM79 144V143H78ZM92 144H93V142H92ZM103 144H105V143H103ZM103 144H102V146H103ZM198 144H199V142H198ZM197 144V145H198ZM216 144V143H215ZM222 144H224V143H222ZM226 144V143H225ZM243 144V143H242ZM247 144V143H246ZM2 146H4L3 144H1ZM0 145V146H1ZM6 145V144H5ZM16 145L18 146V144H17V142H16ZM52 145H54L53 147H52ZM71 145V144H70ZM76 145V144H75ZM80 145V144H79ZM85 145H87L88 146V144H85ZM85 145L83 146V145H81V146H83L82 147V150H84L86 147H85ZM98 145V144H97ZM105 145H107V144H105ZM104 145V146H105ZM112 145V144H111ZM119 146H121V144H118ZM117 145V146H118ZM203 145H204V142H203ZM214 145V144H213ZM212 145V146H213ZM229 145V144H228ZM234 145H236V144H234ZM42 146V145H41ZM93 146V145H92ZM95 146V145H94ZM99 146H101V145H99ZM98 146V147H99ZM104 146H103V148H104ZM123 146L121 147L122 148V153H124V149H123ZM182 146V145H181ZM206 146V145H205ZM210 146V145H209ZM217 146V145H216ZM215 146V147H216ZM226 146V145H225ZM225 146L223 145V147L225 148ZM230 146V145H229ZM232 146V145H231ZM240 146H244V145H240ZM249 146H251V145H249ZM5 147H8L7 145L6 146H4V150L6 149ZM10 147V146H9ZM24 147V146H23ZM36 147H37V145H36ZM62 147V146H61ZM75 147H77V146H75ZM85 147V148H84ZM91 147V146H90ZM89 146H88V148H90ZM95 147H97V146H95ZM94 147V150L96 149L97 150V148H95ZM109 147V146H108ZM192 147V146H191ZM195 147V146H194ZM200 147H201V145H200ZM197 148V149H193L194 150V152L192 153V154H194V156H196V154L197 155H199V154H202L203 152L205 153V150H206V148H207V146H206V148ZM223 147H221V148H223ZM237 147V146H236ZM11 148V147H10ZM9 148V149H10ZM35 148V147H34ZM42 148V147H41ZM41 148H39V149H41ZM58 148V147H57ZM84 148V149H83ZM93 148V147H92ZM110 148V147H109ZM118 148V147H117ZM120 147H119V150H118V152L117 153H119V151L121 152V149ZM180 148V147H179ZM252 147H250V149H251ZM258 148V149H257ZM2 149V148H1ZM0 149V150H1ZM38 149V150H39ZM63 149V148H62ZM99 149V148H98ZM169 149V150H168ZM209 150H210V147L208 148ZM215 149V148H214ZM242 149V148H241ZM244 149V148H243ZM247 149V148H246ZM8 150V149H7ZM6 150V151H7ZM12 150V149H11ZM19 150H20V148H19ZM22 150V149H21ZM86 150H88L87 148H86ZM93 150V151H94ZM108 150V149H107ZM168 150V153L166 154V151ZM181 150V149H180ZM221 150V149H220ZM229 150V149H228ZM227 150V153L228 152H230V150L228 151ZM234 150V149H233ZM232 150V151H233ZM238 150H239V148H238ZM248 150V149H247ZM3 151V150H2ZM2 151H0L1 153H0V155H3L4 154V152H2ZM6 151H5V153H6ZM16 150H14V151H12V152H15ZM43 151V150H42ZM43 151V152H44ZM78 151H79V148H78ZM88 151H91V150H88ZM98 151V150H97ZM101 151V150H100ZM188 152H189V150H187ZM208 151V150H207ZM211 151V150H210ZM215 151H217L218 152V150H215ZM230 152L231 153V155H234L237 151H233V152ZM240 151V150H239ZM9 152H11V151H9ZM17 152V151H16ZM35 152H37V150L35 149ZM41 152V151H40ZM34 153L33 155H36L37 157H34L35 159L36 158H39L38 157V154H40L39 156H41V153ZM44 152V153H45ZM55 152V151H54ZM87 152V151H86ZM85 151H84V153H85V155L87 156V154L88 153H86ZM95 152V151H94ZM94 152H92V154H94ZM104 152V151H103ZM106 152V151H105ZM116 152V151H115ZM174 152V151H173ZM180 152V151H179ZM184 152V151H183ZM202 152V153H201ZM226 152V151H225ZM254 152V151H253ZM3 153V154H2ZM44 153H43V155H44ZM57 153V152H56ZM64 153V152H63ZM96 154L98 153V152H95ZM100 153V152H99ZM97 154V155H100V156H103V155H101V153L100 154ZM110 153V152H109ZM110 153V154H111ZM116 153V154H117ZM182 153V152H181ZM216 153V152H215ZM16 154V153H15ZM19 154V153H18ZM91 153H89V155H90ZM91 154V155H92ZM95 154V155H96ZM124 154H126V153H124ZM171 154V153H170ZM175 154V153H174ZM191 154V155H192ZM213 154V153H212ZM218 154H220V153H218ZM221 154H222V152H221ZM252 154V153H251ZM256 154V155H257ZM61 155V154H60ZM84 155V156H85ZM88 155V156H89ZM90 155V156H91ZM96 155V156H97ZM120 155V154H119ZM177 155V154H176ZM204 155V154H203ZM207 155V154H206ZM223 155H224V152H223ZM221 156V158H223V157H225V156ZM229 156H231L230 154H228ZM236 156H237V154H235ZM241 155V154H240ZM253 155V154H252ZM50 156V155H49ZM68 156V155H67ZM83 156V157H84ZM94 156V155H93ZM95 156V158H93L92 156H91V160L93 159V160H95L97 157ZM107 156V157H108ZM121 156H122V154H121ZM168 156H170L169 154H168ZM202 156V155H201ZM207 156H209V155H207ZM206 156V157H207ZM210 156H214V155H211V152H210ZM216 156V155H215ZM219 156V155H218ZM244 156V155H243ZM2 157H4V156H1V160H3L2 159ZM62 157V156H61ZM69 157V156H68ZM15 158V157H14ZM19 158V157H18ZM44 158V160H45V157H43ZM81 158V157H80ZM101 158V157H100ZM100 158L98 159V160H100ZM192 158V157H191ZM201 158V157H200ZM205 158V157H204ZM209 158V157H208ZM211 158V157H210ZM216 158V157H215ZM217 158H219V157H217ZM226 158H227V155H226ZM237 158H238V156H237ZM258 158V159H257ZM9 159H7V160H9ZM41 159V158H40ZM40 159H39V161H40ZM77 159V158H76ZM87 159L88 160H90L89 159V157H87ZM102 159V158H101ZM103 159H104V157H103ZM115 159V158H114ZM197 159H199V157L197 158ZM202 159V158H201ZM234 159H236V158H234ZM234 159H233V161H234ZM240 159V158H239ZM243 159V157H241V161H244V160H242ZM59 160V159H58ZM68 160V159H67ZM75 160V159H74ZM78 160V159H77ZM79 160V161H80ZM92 160V161H93ZM186 160V159H185ZM207 160V159H206ZM215 160V159H214ZM217 160V159H216ZM220 160H222V159H220ZM224 160H228V159H224ZM17 161H18V159H17ZM38 161V162H39ZM65 161V160H64ZM107 161V160H106ZM165 161H167V164L165 165ZM191 161V160H190ZM208 161V160H207ZM217 161H219V160H217ZM230 161V160H229ZM228 161V162H229ZM17 164V165H15V163ZM170 162V161H169ZM193 162V161H192ZM197 162V161H196ZM225 162V161H224ZM223 162V163H224ZM234 162H236V161H234ZM11 163H14V165L13 164H11ZM34 163V162H33ZM32 163V164H33ZM43 163H45V162H43ZM42 162H41V165L43 164ZM48 163V162H47ZM57 163H62V162H57ZM64 163V162H63ZM62 163V166H67L66 164H63ZM66 163V162H65ZM67 163H68V161H67ZM86 163V162H85ZM94 163V162H93ZM97 163V164H96ZM110 163V164H111ZM120 163V162H119ZM122 163H124L125 164V161L124 162H122ZM232 163V162H231ZM238 163V162H237ZM239 163H241L240 161H239ZM238 163V164H239ZM38 164H40V163H38ZM50 163H48V165H49ZM185 164H186V162H185ZM207 164V163H206ZM226 164V163H225ZM232 164H234V163H232ZM35 165V164H34ZM44 165V166H45ZM208 165V164H207ZM170 166V165H169ZM201 166H202V164H201ZM210 166V165H209ZM213 166V165H212ZM225 166V165H224ZM226 166H227V164H226ZM225 166V167H226ZM234 166V165H233ZM235 166H237V165H235ZM239 166V165H238ZM238 166H237V168H238ZM206 167V168H205ZM225 167H221V168H223V170L225 169L226 170V168ZM228 167V166H227ZM247 167V168H246ZM15 168V169H14ZM22 168V169H21ZM29 168H31V167H29ZM34 168V167H33ZM44 168H46L47 170H48V175L50 176V177H48V178H52L54 181H53V184H54V182H56L57 183V185L59 184V182L60 181H65V184L66 185H68L67 186V188H69V189H67V191L65 190V188H66V185H64V187H61V186H63V184L64 183H62L61 184V182H60V184L58 185V187L59 188H61V190L58 192L56 189H53L54 187H51L53 184L52 183H50V185H44V184H40V182H42V181H40L41 180V177L43 178V174H44ZM123 168H124V170H123ZM129 168H130V170H129ZM167 168V169H166ZM15 170L16 172H13L12 170ZM63 169H66V170H63ZM122 169V170H121ZM231 169V168H230ZM23 170V171H22ZM63 170V171H62ZM178 170V169H177ZM180 170H182V169H180ZM222 170V171H223ZM227 170H229L228 168H227ZM90 171H92V173L90 174V177H89V175H88V173H90ZM95 171V173L97 172V175L96 176H94L93 177V172ZM123 171V172H122ZM169 171V170H168ZM185 171H187V170H185ZM191 171V170H190ZM189 171V172H190ZM241 171V170H240ZM233 172V171H232ZM262 172V173H261ZM221 174H223V178L226 180V178L225 177H227L226 176V174L225 173H223V172H221ZM228 174H231V173H228ZM236 175V174H235ZM234 176V175H233ZM237 176V175H236ZM240 176V175H239ZM261 176V177H260ZM219 178V180H217V181H221L223 178ZM260 177V178H259ZM4 178V179H3ZM210 178H214L213 180L212 179H210ZM237 178H238V176H237ZM46 179H47V177H46ZM45 179V180H46ZM52 179H50L51 181H52ZM228 179V178H227ZM45 180H43L44 182L43 183H45ZM48 180V179H47ZM97 180L98 181H102V182H104V183H108V182H110L111 183V181H114L115 183V185H116V183L118 182L119 184H121V186L120 187H125V190H127V188H126V186H127V184H128V186H130L131 188H132V190H131V192H133V189L135 190V186H136V184H137V190H135L134 192H133V194H134V198H133V200H131V201H133V206L132 205H129L130 206V208H132V207H134L133 209H132V212L130 213V215H128L127 213H125V214H127L128 216H129V218H128V221H127V225L125 226V228H124V226H120L119 227V229L121 228V227H123L124 228V230H123V228L121 229L122 230V232L121 231H117V229H116V227H115V222H114V218L115 219H117V221H120V219L122 220V218H123V212H120V210L122 209H120V207L122 206H120V205H117V204H120V203H117V204H115L114 203V201L116 202V200L117 199H119V197L117 198V199H115V200H112V199H114V198H110V197H108L109 199L108 200H112L113 202H107L108 200H107V197H104L105 199H99V200H104L105 202H100V201H98L97 203H95L96 201H93V199L90 201L89 199H88V197H85V192L87 193V196H88V194H90L91 195V192H90V190L92 191V188H94V187H96L95 185H98L99 186V189H104V187L103 188H100L101 187V185L102 184H104V183H101V182H97ZM209 180H212V181H209ZM224 180V181H225ZM243 180V181H242ZM264 180V179H263ZM40 181V182H39ZM130 181V182H129ZM134 182V185H133V183L132 182ZM217 181L216 182H214V188H215V185L216 186H218L217 188H218V190L219 191H221L220 189H223V187L221 188L220 187V189H219V186H221L222 184H219V183H217ZM223 181V180H222ZM227 181V180H226ZM231 179H229V181H228V185L229 184H232L231 182ZM261 181V182H260ZM92 182L93 183H95L94 185H92ZM97 182V183H96ZM128 182V183H127ZM136 182V183H135ZM230 182V183H229ZM101 183V184H100ZM118 183H117V185H118ZM216 183V184H215ZM236 183V184H237ZM47 184H49V183H47ZM100 184V185H99ZM158 184H162L163 185V187L166 185V187L168 186L169 188H171V189H169L170 191L172 190V192H173V196H171V197H173L174 199L173 200H167L168 198H169V196L167 195V192H166V194H165V198L164 199H162V198H158L159 200L157 201V202H155L154 203V201L156 200L155 199V195H154V193H155V187H159V186H157ZM219 184V185H218ZM224 184V183H223ZM225 184H226V182H225ZM236 184L234 183L233 185H235L236 186ZM237 184V185H238ZM57 185L55 184V187H57ZM114 185V186H115ZM116 185V186H117ZM131 185H133V187H135V188H133ZM233 185H229V186H233ZM249 185V186H248ZM54 186V185H53ZM91 186H94V187H92L91 188ZM103 186V185H102ZM105 186V185H104ZM107 187H105L106 189V191H101L102 193H107L108 195H111V196H113L114 195V192L116 191V189H115V191H114V189H113V191L112 190H109V189H111L112 187L111 186H113V184L112 185H109V183H108V185H106ZM115 186V187H116ZM211 186V187H212ZM224 186V185H223ZM234 186V187H235ZM108 187H109V189H108ZM111 187V188H110ZM115 187H113V188H115ZM118 187V186H117ZM119 187V188H120ZM130 187H128L129 189H130ZM211 187H209V188H211ZM225 187V186H224ZM247 187H245V189L247 188ZM62 188H64V191L65 192H67V193H63V191H62ZM91 188V189H90ZM206 190H205V189ZM214 188L211 190V191H213L214 190ZM217 188L214 190V193L217 191ZM227 188V187H226ZM240 188H238V189H240ZM95 189V188H94ZM93 189V190H94ZM107 189L109 190V191H107ZM122 189V188H121ZM159 189V188H158ZM227 189H230L229 187L227 188ZM119 190V189H118ZM125 190L123 189V190H121L123 193H125ZM160 190V189H159ZM166 190V189H165ZM223 190H225V188L223 189ZM222 190V191H223ZM234 190H235V188H234ZM62 191V192H61ZM83 191H84V193H83ZM94 191H97L98 192V190H94ZM111 191H112V193H111ZM121 191H119V192H121ZM127 191H130V190H127ZM158 191V190H157ZM168 191V190H167ZM205 191V192H204ZM221 191V192H222ZM231 191V190H230ZM243 191H245L244 189H243ZM96 192V193H97ZM100 192V191H99ZM108 192H110V194L108 193ZM118 192V193H119ZM121 192V193H122ZM164 192V191H163ZM237 192V191H236ZM235 192V193H236ZM242 192V191H241ZM62 193V194H61ZM95 193V192H94ZM121 194V195H124V194ZM170 193V192H169ZM168 193V194H169ZM211 192H209V194H210ZM218 193V195H219V192L217 191L216 192V194ZM227 193H229L228 191H227ZM226 193V194H227ZM243 193V192H242ZM241 193V194H242ZM65 194V195H64ZM84 194V195H83ZM101 194V193H100ZM113 194V195H112ZM161 194V193H160ZM181 194H183V196H185V197H183ZM208 194V193H207ZM213 194V193H212ZM222 194H223V192H222ZM225 194V193H224ZM230 194H232V195H234V193L233 192H231ZM89 195V196H90ZM93 195V194H92ZM91 195V196H92ZM97 195H98V193H97ZM107 195V196H108ZM118 195V194H117ZM199 195H198V197H199ZM246 195V194H245ZM90 196V197H91ZM104 196V195H103ZM102 195H100V197H103ZM106 196V195H105ZM115 198L117 197L116 196V192H115ZM119 196V195H118ZM131 196V195H130ZM129 196V198L131 199V197ZM162 196H164V195H162ZM162 196H160V197H162ZM205 196H207V195H205ZM221 196V195H220ZM219 196V197H220ZM224 196V195H223ZM228 196H229V194H228ZM227 195H225V197H220L219 199L220 200H218L217 201V199H218V197L216 198V200L215 201H209V200H207V201H209L208 202V204H207V206L208 205H210V206H208V208L207 207H205L206 209H209L210 207H212V214H214V217H215V219L216 220H218L219 222H220V224L226 229V230H228V231H230L231 233H232V230L234 229V227L236 228V222H238V221H240L241 222V220L243 219V210L241 211L240 209H238L237 211H236V209L237 208H235L234 206L235 205H233L232 203H233V196H232V199H231V195H230V199H231V201H232V203L231 202H229V197H228ZM236 196H237V194H236ZM250 196V195H249ZM93 197V196H92ZM91 197V198H92ZM121 197V196H120ZM123 197V196H122ZM126 197V196H125ZM168 197V198H167ZM181 197L182 198H184L183 200L181 199ZM211 197H213L214 198V196L212 195ZM210 197V198H211ZM226 197H228V198H226ZM255 197V198H256ZM95 198V197H94ZM96 198H99L98 196H96ZM127 198V197H126ZM129 198H127V199H129ZM157 198V197H156ZM189 198V197H188ZM200 198V197H199ZM209 198V199H210ZM214 198V199H215ZM222 198V199H221ZM240 198V197H239ZM243 198V197H242ZM251 198V197H250ZM254 198V199H255ZM121 199H123V198H121ZM129 199V200H130ZM228 199V200H227ZM247 199V198H246ZM96 200V199H95ZM98 200V199H97ZM125 200V199H124ZM188 201V202H185V201ZM210 200H212V198L210 199ZM238 200V199H237ZM94 203H93V202ZM118 201H121V200H118ZM127 201V200H126ZM130 201V202H131ZM235 201V200H234ZM252 201H253V199H252ZM123 202V200L121 201V203ZM184 202V203H183ZM206 202V201H205ZM243 202H245V201H243ZM250 202V201H249ZM248 202V203H249ZM125 204H126V202H124ZM188 203V204H189ZM190 203V204H191ZM257 203H259V201L257 202ZM256 203V204H257ZM123 204V203H122ZM131 204V203H130ZM236 204V203H235ZM238 204V203H237ZM261 204V203H260ZM128 205V204H127ZM126 205V206H127ZM200 205H202V204H200ZM203 205H204V203H203ZM119 206V207H118ZM132 206V207H131ZM160 206H162V207H160ZM187 206H188V209L190 208V206L191 207H197V209L195 210V211H188V209H187ZM205 206H206V203H205ZM240 206V204L239 205H237V207H239ZM157 207L158 208H162V210H163V216H161L162 214L161 213H159V214H161L160 216H157V214H158V212H157ZM203 207V206H202ZM243 207V206H242ZM204 208V207H203ZM205 208H204V210H205ZM259 208V207H258ZM211 209V208H210ZM249 209V208H248ZM263 209V208H262ZM191 210H192V208H191ZM123 211H125L124 209H123ZM128 211H130L129 210V208H128ZM210 211V210H209ZM126 212V211H125ZM157 212V213H156ZM160 212H161V209H160ZM189 212H191V214L189 213ZM246 213V212H245ZM199 214V213H198ZM205 214V213H204ZM191 215H192V217H191ZM245 215V214H244ZM247 215V214H246ZM249 215V214H248ZM127 216V217H128ZM197 216V215H196ZM208 216V215H207ZM121 217V218H120ZM198 217V216H197ZM263 217V216H262ZM247 218V217H246ZM250 218V217H249ZM201 219H203V216L201 217ZM124 220V219H123ZM176 220V222H178ZM206 220V219H205ZM210 220V219H209ZM116 221V220H115ZM212 221V220H211ZM156 222V221H155ZM214 222V221H213ZM217 222V221H216ZM123 223H124V221H123ZM157 223V222H156ZM160 223L159 224H157L156 225V227H159V225H160ZM203 223V222H202ZM201 223V224H202ZM242 223V222H241ZM122 224V223H121ZM125 224V223H124ZM162 224V223H161ZM163 224V225H164ZM216 224V223H215ZM219 224V223H218ZM206 225V224H205ZM213 225V224H212ZM193 226V225H192ZM191 226V227H192ZM221 226V227H222ZM245 226V225H244ZM177 227V228H178ZM246 227V226H245ZM161 228V227H160ZM163 228V227H162ZM218 228H220V226L218 227ZM158 229V228H157ZM189 230H187L188 232V234H189V231H190V233H192V234H194L195 232L194 231H192L191 232V230H190V228H188ZM216 229V228H215ZM224 229V230H225ZM159 230H161V229H159ZM163 230H165V229H163ZM169 230V229H168ZM171 230V229H170ZM179 230V231H180ZM243 230V229H242ZM117 231V232H116ZM172 231V230H171ZM170 231V232H171ZM201 231V230H200ZM227 231V232H228ZM160 232V231H159ZM186 232V231H185ZM230 232H228V233H230ZM158 233V232H157ZM233 233H236L234 230H233ZM123 234V235H122ZM156 234V233H155ZM159 234H161V233H159ZM164 234V233H163ZM166 235H168L167 233H165ZM178 234H180L179 232H178ZM206 234V233H205ZM208 234V233H207ZM218 234V233H217ZM239 234V233H238ZM162 235V234H161ZM186 234H184V236H185ZM232 235V234H231ZM123 236H125V237H123ZM153 236V235H152ZM165 236V235H164ZM164 236H163V239H164ZM193 236H199V235H193ZM233 236H235L236 237V234L234 235L233 234ZM232 236V237H233ZM156 237H158V236H156ZM167 237H169V236H167ZM201 237V236H200ZM242 237V236H241ZM152 238V237H151ZM159 239H161L160 237H158ZM158 238H156L157 239V241L155 240V235H154V237L152 238V240L154 239V241H156V242H159V241H161V240H163V239H161V240H159L158 241ZM181 238V237H180ZM187 238V237H186ZM197 238V237H196ZM199 238V237H198ZM202 238V237H201ZM209 238V237H208ZM231 238V237H230ZM234 238V237H233ZM238 238V237H237ZM236 238V239H237ZM213 239V238H212ZM17 240V241H16ZM125 240V241H124ZM174 240H175V238H174ZM177 240V239H176ZM196 240V239H195ZM205 240V239H204ZM233 240V239H232ZM21 241H22V239H21ZM154 241H152L153 243H154ZM19 242L17 243V244H19ZM146 242V241H145ZM144 242V243H145ZM149 242V241H148ZM148 242L147 243H145V244H148ZM195 242V241H194ZM229 242H230V240H229ZM232 242V241H231ZM230 242V243H231ZM150 243V242H149ZM161 243V242H160ZM237 243V242H236ZM240 243V242H239ZM238 243V244H239ZM22 244H23V242H22ZM182 244V243H181ZM184 244V243H183ZM186 244V243H185ZM192 244V243H191ZM195 244V243H194ZM20 245H21V243H20ZM119 246V247H121L123 250H119L118 248L116 249V248H114L115 246ZM156 245H158V244H156ZM155 245V246H156ZM243 245V244H242ZM41 246V245H40ZM42 246H45V244L43 245L42 244ZM41 246V247H42ZM62 246V247H63ZM152 246L154 247V249H155V246L152 244ZM152 246H150V247H152ZM184 246V245H183ZM233 246V245H232ZM239 246V245H238ZM35 247V248H34ZM40 247V248H41ZM143 247V248H142ZM152 247V248H153ZM158 247V246H157ZM161 247H163V246H161ZM194 247V246H193ZM196 247V246H195ZM202 247V246H201ZM205 247H206V245H205ZM204 247V248H205ZM56 248V247H55ZM86 248H91V249H86ZM166 248V247H165ZM203 248V247H202ZM16 249V248H15ZM43 249H44V247H43ZM42 249V250H43ZM80 249V250H79ZM200 249V248H199ZM206 249V248H205ZM204 249V250H205ZM236 249V248H235ZM41 250V249H40ZM57 249H55V251H56ZM118 250H119V252H118ZM150 250V249H149ZM155 250H157V248L155 249ZM168 250V249H167ZM182 250L183 251H185V247H183L182 248ZM37 251H38V249H37ZM45 251V250H44ZM48 251V250H47ZM50 251H52V250H50ZM61 251V250H60ZM73 251H75V250H73ZM73 251H71L72 252V254H73ZM198 251V250H197ZM202 251V250H201ZM205 251H207V250H205ZM229 251V250H228ZM46 252V251H45ZM69 252H67L68 254H70ZM159 252H161V251H159ZM164 252V251H163ZM189 252V251H188ZM196 252V251H195ZM225 252V251H224ZM223 252V253H224ZM20 253V252H19ZM18 253V254H19ZM202 253V252H201ZM206 253V252H205ZM32 254V253H31ZM45 254V253H44ZM59 254V253H58ZM61 254V253H60ZM65 254V253H64ZM71 254V255H72ZM159 255H161L160 253H158ZM165 254H166V252H165ZM168 254H170V253H168ZM188 254H190V253H188ZM197 254V253H196ZM239 254V253H238ZM244 254V253H243ZM15 255V254H14ZM33 255V254H32ZM35 255V254H34ZM151 255H153V256H151ZM163 255V254H162ZM167 255V254H166ZM234 255V254H233ZM22 256V255H21ZM60 256V255H59ZM75 256H76V254H75ZM75 256H74V258H75ZM123 255H122V257H124ZM185 256H187V255H185ZM189 256V255H188ZM230 256H231V254H230ZM23 257V256H22ZM28 257H29V255H28ZM118 257H120V256H118ZM169 257V256H168ZM204 257V256H203ZM240 257V256H239ZM243 257V256H242ZM242 257H241V259H242ZM25 258V257H24ZM34 258V257H33ZM32 258V259H33ZM43 258H44V256H43ZM54 258V257H53ZM64 258H66L65 256H64ZM167 258V257H166ZM176 258V257H175ZM180 258V257H179ZM48 259V258H47ZM56 259V258H55ZM63 259V258H62ZM76 259H79V258H77V256H76ZM75 259V260H76ZM58 260H60V259H58ZM72 260H73V258H72ZM80 260V259H79ZM172 260V259H171ZM174 260V259H173ZM176 260V259H175ZM212 260H214V259H212ZM232 260H235V259H232ZM4 261H5V259H4ZM55 261V260H54ZM68 261V260H67ZM115 261V260H114ZM124 261V260H123ZM202 261V260H201ZM205 261H207V260H205ZM6 262V261H5ZM8 262V263H9ZM43 262V261H42ZM210 263H211V261H209ZM243 262V261H242ZM7 263V262H6ZM66 263V262H65ZM191 263V262H190ZM48 264V263H47ZM61 264V263H60ZM123 264V263H122ZM168 264V263H167ZM201 264V263H200ZM240 264V263H239Z\"/></svg>",
    "mask_w": 264,
    "mask_h": 264
},
{
    "label": "rangeland",
    "instance_id": "2",
    "mask_svg": "<svg viewBox=\"0 0 264 264\" xmlns=\"http://www.w3.org/2000/svg\"><path fill=\"white\" fill-rule=\"evenodd\" d=\"M80 1V2H79ZM123 1V2H122ZM0 0V127H2V126H4V127H2V128H4V129H8L7 130V132L8 131H10V132H8V135H10L9 133H11V137H9L8 135H7V133H5L4 134V136H1L2 137V139L3 138H5V141H7L6 140V138H9V139H11V141L9 140L7 143H9V144H7L6 142H4V141H1L2 139H1V137H0V141H1V143H0V145L1 144H3L4 146H8V147H5L6 149L4 150L3 148H4V146H0V151H2V152H4V154L3 155H0V158H1V156H4V157H2V159L3 160H1L0 159V161L1 162H4V161H9V162H11V161H13V159H15V162L16 163H18V164H21V163H23L21 160V155H23L24 154V151L27 153L28 151L29 152H33L32 153V156L30 157L31 159H29V164H26L27 166H25V169H24V175L26 176V177H28L29 175H31V174H33V171H34V174H33V176L34 175H36L37 173L35 172L40 166H42V167H46V165H47V167H49L52 163V160L55 158V157H58V158H56L55 160H53V161H57V162H64L63 164H68L67 166H62V163H57V162H55L56 164H60V166H61V168H68L67 170H69V163L70 162H72V163H70V165H71V167L74 165L73 163H76V165H77V167H78V165H80L82 162H84L83 163V165H85V164H87V161H89V163L88 164H95V162H97V163H100V162H102L103 163V161H101V160H105L104 161V164L106 163V162H108L109 163V165H116L117 163V165L119 166V165H121V164H123V167H124V165L126 166V163L128 162V161H130L129 160V158H128V154H127V152H126V150L124 149V146H123V144L120 142V139H122V136H123V132H122V136L120 135V131H121V126L119 127V126H116V125H118L119 123V121L121 120H123V118L122 117H124V121H127V119L129 118V117H126L127 115H129L130 116V112L128 113L127 111L130 109V102H129V99H131V98H129L130 96L129 95H133L130 91H131V89L133 88V87H136V89H134V91L136 90L137 91V89L139 88V86H141L140 85V83L141 82H139V80L141 81V79H137L138 77H143L144 75L145 76H147L148 78H150L149 76L153 73L152 72V68H151V70H150V67H152L151 65H153V64H151L150 62H147V61H145L144 59H146L145 57H146V50L147 49H149V47H148V45H149V39H148V37H146L147 35H145V34H142V31H139V33H140V42H141V40H142V42L145 44V45H142V42L140 43V44H138V46H140L141 45V47H138V48H140L139 50H138V52L136 51V49L135 48H133L132 46H136V44H137V42L135 41L134 43H131V44H129V45H131V46H127L126 45V43H125V41L127 40V36L125 37V34L127 35L128 33H129V31H130V25H132V26H134V25H136V29L138 28V26L140 27L141 25V28L145 25V24H143V21H144V16H145V19L147 18V13H146V15H144L145 14V12H143V13H141L140 12V8L139 7H137V5L136 6H134V4L135 3H137V4H139L140 5V7H141V9L143 10V6L147 3V2H154V0ZM24 3V4H23ZM134 3V4H133ZM25 7V8H27V9H25L22 5ZM113 5V6H112ZM131 5H133V6H131ZM143 5V6H142ZM19 6V7H18ZM75 6V7H74ZM17 7V8H16ZM21 7H22V9H21ZM111 7V8H110ZM124 7V8H123ZM116 8H118V9H116ZM126 8H128V9H126ZM134 8H135V10H134ZM21 9V10H20ZM126 9V10H125ZM23 10H24V13H23ZM28 10V12H27V16H26V11ZM116 10V11H115ZM122 10H124V11H122ZM130 10H132V12L134 11V12H138V14H140V15H138V14H135L134 12L132 13ZM20 11V12H19ZM104 12V13H106L105 14V17L102 15V13H100V12ZM121 11V12H120ZM126 11V13H124ZM113 12V13H112ZM115 12V13H114ZM120 12V13H119ZM123 12V13H122ZM127 12L129 13V14H127ZM195 12V11H194ZM23 13V15H21ZM103 13V14H104ZM109 13V14H108ZM118 13V14H117ZM206 13V12H205ZM204 13V14H205ZM97 14V15H96ZM121 14V15H120ZM123 14V15H122ZM134 16H133V15ZM192 14L193 15H195V13H193L192 12ZM25 15V16H24ZM103 16L104 17V19H103V23H101V25H103V28H104V32L105 33H107L105 36H106V40L107 41H109V39H111L112 40V42H105V39L103 38V37H99L102 33H100V31L101 32H103L101 29L99 30V28H100V22H102V18H100L101 16ZM119 16V18H118V16ZM125 15V16H124ZM129 17V15H130V17H129V20L127 21V16ZM141 15H144V16H141ZM23 16V17H22ZM100 16V17H99ZM109 16V17H108ZM113 16V17H112ZM124 16V17H123ZM131 16H133V18H136L137 19V17H138V19L136 20V19H134V21H135V23H134V25H133V18L131 17ZM136 16V17H135ZM142 18H141V17ZM203 16V15H202ZM204 16H206V15H204ZM204 16H203V18L202 19H204L206 22H208V23H206L205 21H204V24L206 23V24H210L209 22L210 21H208V20H206V19H208V18H204ZM97 17V18H96ZM123 17V18H122ZM112 18V19H111ZM125 18H127V19H125ZM23 19V20H22ZM26 19L28 20H32V22H30V21H27L26 22ZM101 19V20H100ZM116 19H118V20H116ZM125 19V20H124ZM130 19L132 20V22L130 21ZM226 20H227V18H225ZM96 21V22H94V21ZM100 22H99V21ZM105 20V21H104ZM108 20V21H107ZM123 20V21H122ZM141 20V21H140ZM107 21V22H106ZM125 21V22H124ZM221 22V24L222 25H224V27L226 26L225 24H227L228 22L227 21H225V20H223V22H222V20H220ZM24 22H26V23H24ZM90 22H92V23H90ZM116 22V23H115ZM126 22H130L131 24L129 25V23H126ZM139 22V23H138ZM227 22V23H226ZM22 23H24V24H22ZM28 23V24H27ZM97 23V24H96ZM123 23H125V24H123ZM218 23H219V21H218ZM25 24H27V25H29V27H30V30L32 29V30H34V31H31L30 32V30H29V27H27V26H24ZM92 24V25H91ZM111 24V25H110ZM127 24V25H126ZM140 24V25H139ZM88 25V26H87ZM96 25V26H95ZM97 25H99V26H97ZM114 25V26H113ZM117 25V26H116ZM124 25H125V27H124ZM138 25V26H137ZM105 26H107L106 28H105ZM128 26V27H127ZM95 27V28H94ZM109 27H111V28H109ZM115 27V28H114ZM123 27H124V29H123ZM135 27V26H134ZM21 28L23 29V30H21ZM84 28V29H83ZM93 28V29H92ZM102 28V27H101ZM119 28V29H118ZM128 28V29H127ZM18 29V31L16 32L15 30H17ZM59 29V30H58ZM79 29H83L82 31H84L85 33L84 34H86V31H88L87 32V34L84 36L83 35V33L82 34H80V32H79ZM89 29V30H88ZM94 29L96 30L97 29V31H95L94 33H93V31H94ZM105 29H108L107 31L105 30ZM112 29V30H111ZM117 29V30H116ZM127 29V31H128V33H127V31H125L124 32V30H126ZM25 30V31H24ZM29 30V35H31V37H32V35H34L32 38L29 36V35H27V31ZM57 30V31H56ZM77 31V33H76V31ZM91 30V31H90ZM93 30V31H92ZM118 30H120L119 32H118ZM141 30H145V27H144V29H141ZM37 31V32H36ZM59 31V32H58ZM75 31V32H74ZM117 31V32H116ZM133 31H135V32H137L136 30H134L133 29ZM23 32V33H22ZM34 32H36L37 33V38L39 37V39H37L36 38V35L34 34ZM57 34H56V33ZM97 32H99V34L97 33ZM32 33V34H31ZM76 35H75V34ZM92 33V35H90V34ZM98 35H97V34ZM105 33H103V34H105ZM114 34L113 35V37H112V35L111 34ZM122 35H120V34ZM123 33V34H122ZM18 34V35H17ZM40 34V35H39ZM62 34V35H61ZM80 34V35H79ZM102 34V35H103ZM109 34H110V36H109ZM117 34H119L118 36H117ZM14 35V36H13ZM15 35H17V36H19V37H17V36H15ZM27 35V36H26ZM60 35V36H59ZM88 35V36H87ZM95 35V36H94ZM97 35V36H96ZM101 35V36H102ZM116 35V38L118 37L119 39H116L114 36ZM207 38L209 37V38H211V36L209 35V34H204ZM22 36V37H21ZM42 36V37H41ZM45 36V37H44ZM50 36V37H49ZM52 36H54V37H52ZM82 36H84V37H82ZM90 36V38H91V36H93L94 38H97V37H99L100 39H104L103 40V43L106 45V43L107 44H112V43H114L113 41L116 39V43H114V46H115V44H117L118 42H119V44H118V46H119V48L117 47V45L115 46V47H112L113 45H110L112 48H114L113 50L110 48V46H108L107 47V49H105L106 50V52H107V50H108V52H107V54L108 55H110V51H115V52H113L115 55H116V53H117V55L118 56H114V54L112 55V57H111V55L110 56H105V55H107V54H105L106 52H105V50H103L105 53H102V51H99V52H101L104 56H105V59H106V62H105V59H103L102 58V56H100L101 54H98L97 53V51L98 50H100V49H98L97 47H99V42L97 43V41H96V39H94L93 37V39L91 38V40L89 39V41L90 42H88V40H87V38L86 37H89ZM104 36V37H105ZM107 36H109V38L107 37ZM141 36H144V37H142L141 38ZM205 36H203L202 38H205ZM35 37V38H34ZM65 37V38H64ZM82 37V38H81ZM110 37H112V38H110ZM122 37V38H121ZM125 37V38H124ZM18 38L19 39H21V40H18ZM23 38V39H22ZM30 38L32 39L31 41H32V43H30L31 41H29L30 40ZM36 40V42H35V40ZM42 40H41V39ZM45 38H47V39H45ZM55 38H56V40H55ZM138 38H139V36H138ZM144 38V39H143ZM145 38L147 39V40H145ZM207 38H205V39H202L203 41H202V43L203 42H205L206 41V43H210V41L212 42V40H210V39H207ZM49 39H51V40H49ZM52 39H54V40H52ZM81 39H86L87 41L86 42H84V40H82L83 42L81 43ZM124 39H125V41H124ZM208 41H207V40ZM15 40V41H14ZM16 40H17V43H16ZM34 40V41H33ZM38 40V41H37ZM43 41V42H45V43H47V45L45 44V43H42V42H40V41ZM46 40V41H45ZM63 40V41H62ZM79 40V41H78ZM96 41V45H98V46H95L94 44H93V42H91V41ZM98 40V39H97ZM22 42V43H20V45H19V43L18 42ZM50 41H51V44H50ZM118 41V42H117ZM147 41V42H146ZM37 42H39V43H41L42 45L43 44H45V46H44V48L42 49V45L40 44V46H41V48L39 47V43L37 44ZM54 44H53V43ZM59 42V45L62 43V45H60V49H62L63 48V44L66 46V47H64V49H66V48H68L69 49V46L71 47V50H72V48L73 47H77V50H76V52L74 51V53L73 52H71L70 53V51H69V53H70V57H69V53H68V50L66 49L65 51H66V54H64L61 50H60V52H61V54H59L60 55V57L59 58H55V62H54V60L53 61H50L49 63H50V65L48 64L47 66H44V67H46V70H44L45 68H43V71H42V67H41V69L39 70L38 69V67H37V65H38V63H39V59H37V56L39 55V54H41L40 55V57L42 56V54L44 53L43 51H50V48L48 49L47 48V46H49L50 45V47L51 46H53L52 47V49H51V51L53 50L54 51V49L53 48H56V47H58V49L56 48L55 50H59V46H57L58 44H56V43H58ZM193 42H195V41H193ZM36 45H35V44ZM67 43V44H66ZM74 43V44H73ZM79 43V44H78ZM85 43H87L88 45H89V43H90V47H91V45H94L93 46V48H96V49H94V51H96L95 53L99 56V59H98V56L97 55H95L96 57L95 58H97L95 61H97L98 60V62L97 63H101V61H103L104 63H105V65H103V64H99L98 66H96L97 68H99V66H100V68H103L104 70H102V69H100L99 68V71L98 70H96L95 71V69H94V71H93V66L95 67V63L93 62V60H94V57H92V55L93 54H95V53H93L92 51H91V49H92V47L90 48V47H88V45L86 44V46L88 47V50H86L87 49V47L84 45ZM148 43V44H147ZM205 43V44H206ZM18 44V45H17ZM26 44V45H25ZM36 46H34V45ZM84 46H83V45ZM24 47H22V46ZM54 45H56L55 47H54ZM80 45H81V49L82 48H84V47H86L84 50H86V51H83V49L82 50H78V47H80ZM31 46H32V49H31ZM61 46H62V48H61ZM134 46V47H135ZM145 46H147L146 47V49H145ZM20 48V49H19ZM28 48V49H27ZM35 48V49H34ZM41 50H43L42 52L40 51V49ZM48 50H47V49ZM89 48H90V50H89ZM100 48V47H99ZM117 48V49H116ZM128 48H129V50H128ZM137 48V49H138ZM31 49V50H30ZM34 49V50H33ZM37 49H39L38 51H37ZM74 50L76 49V48H73ZM118 49H120V50H118ZM130 49H131V51H130ZM133 49L135 50V51H133ZM144 49V50H143ZM17 50H19V52L17 51ZM20 50H22L21 52H20ZM36 50V51H35ZM93 50V49H92ZM128 50V51H127ZM143 50V51H142ZM215 50V49H214ZM214 50H212L211 52H209L210 54H208L207 55V58H205V65L207 66H209V64H210V67H211V65L213 64V66H212V68L214 67L215 68V70H214V68H213V70L214 71H219V73L218 72H216V74L214 73V75H216L217 76V81H220V79H224L223 77H224V74L225 73H228L229 75H230V72L231 73H233V75H234V77H233V79L235 78V80H236V83L234 82L235 80H233L232 79V77L231 78H229V76H228V74L226 75L225 74V79H226V76H227V81H221V83H220V87H222L223 89V91H226V92H228L229 91V93H231V92H233V93H235V92H239L240 90H242V91H245L246 92V95L247 96H251L252 98H253V100H255L256 98L259 100L258 102L259 103H252V104H257V105H259L260 104V107L262 106V105H264L263 103H264V99L262 98V96H264V57H260V56H258V57H256V58H254V60H253V65H252V61L249 59V61H247V59H245L244 58V63H243V59L238 63V62H236V65L238 64V66H236L235 65V62H234V64L232 63V61H231V63L234 65H232V67H235L234 69V71H233V68L231 67L230 69L228 68V67H226V66H228L227 64H228V62L226 61V63H225V61H224V59H228V61H229V59H231L230 58V56H233L232 54L231 55H229L228 54V58L226 57L227 56V53H223V55H221V52L219 53L217 50L216 51H214ZM228 50V49H227ZM17 51V52H16ZM33 51H35V52H33ZM73 51V50H72ZM79 52V54H80V51H81V54L82 55H84V54H86V53H88V55L90 56L91 55V57L93 58V59H91L92 60V62H93V64L90 66V68L92 69V72H89L88 70H86L84 67V65H83V63H77V61H79V60H81V58H82V55L80 56L79 54H76V53H78ZM87 51H91V53H93V54H89V52H87ZM120 53H119V52ZM132 53V52H134V53H132L133 55H135V52L136 53H139V54H136V55H141V56H143L144 57V55H142V54H145V57L143 58V57H141L140 56V58H142L143 60H144V62L146 63L147 62V64L148 63H150L149 65H146L145 63L143 64V63H140L138 60L140 59V58H138V56H136L135 55V59H136V61H132L131 62V60H133L134 59V56L132 55V54H130V52ZM37 52V53H36ZM85 52V53H84ZM129 52V53H128ZM215 52V53H214ZM226 52V51H225ZM228 52V51H227ZM33 53L34 54H38V55H35V57L33 56L32 57V55H33ZM141 53V54H140ZM147 53H149V52H147ZM63 54H64V56H63ZM73 54V55H72ZM128 54H129V56H130V58L129 59H126L125 57L127 56V58L129 57L128 56ZM211 54L213 55L212 57H211ZM215 54V55H214ZM219 56H218V55ZM30 55H31V57H30ZM65 55L67 56V57H65ZM209 55H210V58L209 59H211L210 61H209V59H208V57H209ZM224 55H226V56H224ZM264 56V53L263 54H261V56ZM17 56V57H16ZM20 56V57H19ZM24 56V57H23ZM71 56H74V58L72 57L71 58ZM78 56V57H77ZM115 58H114V57ZM125 56V57H124ZM214 56H216L215 58H214ZM221 56H223V57H221ZM39 56H38V58H40ZM62 57H64V63H66L67 62V64H69V63H71L72 64V66L74 65L73 63H75L76 65H74L75 66V68L76 69H74V66H73V68H69V67H71V64H69L70 66H68L67 64H63V60H62ZM75 57L76 58H79V59H76L75 60ZM81 57V58H80ZM85 57H87V55H84L83 56V58L85 59ZM90 57V58H91ZM100 57L103 59H100ZM110 57V60H108L107 58H109ZM133 57V58H132ZM218 57H220V63L221 62H223L224 61V63L226 64V66L224 67V65H222V63L221 64H219V61H218ZM226 57V58H225ZM260 57V58H259ZM33 58L36 60V61H33V62H30V61H32L33 60ZM65 58H68V59H65ZM82 58V61L84 60ZM112 58H114V59H116V58H118V60H116V62L118 61V63H120V62H122V64L119 66V64L118 63H116L115 62V60H113ZM124 60H123V59ZM138 58V59H137ZM214 58V59H213ZM217 58V59H216ZM224 58V59H223ZM28 59L30 60V61H28ZM52 59H54V57H52ZM58 61H57V60ZM126 59V60H125ZM134 59V60H135ZM142 59H140L141 60V62H142ZM206 59H207V61H206ZM70 60V62H68V61ZM71 60H73V63L71 62ZM100 60V61H99ZM109 61V63L110 64H112V66L114 67L115 65V69H119L117 66H119L120 67V69L122 70H120L119 69V71H117V70H114L113 68H111V65L109 64V63H107L108 61ZM111 60H112V62H115L116 64L115 65H113L114 63H112L111 62ZM213 60V61H212ZM256 60V61H255ZM257 60H258V66L255 64V63H257ZM23 61L25 62V63H23ZM61 61V62H60ZM124 61V62H123ZM218 62V64H216L215 62ZM255 61V62H254ZM259 61H260V63H259ZM262 61V62H261ZM36 62V64H34ZM38 62V63H37ZM54 62V63H53ZM56 62H58V63H56ZM60 62V63H59ZM79 62H81V61H79ZM128 62V63H127ZM130 62L132 63V64H134L133 62H135L136 64L135 65H131V67H130ZM207 62H209V64H207ZM245 62H246V64H245ZM248 62H250L251 64L249 65V63ZM27 63V64H26ZM51 63H52V65H51ZM126 63V64H125ZM137 63H139L138 65H137ZM212 63V64H211ZM230 62H229V67L231 66L230 64H231ZM248 63V64H247ZM30 64L32 65L31 66V68L33 69V67H36L37 69L35 70V68H34V70H32L31 68H30ZM54 64V65H53ZM62 64H63V66H62ZM107 64V65H106ZM140 64H142V67H141V65ZM255 64V65H254ZM21 65V66H20ZM25 65H28V66H26L25 67ZM56 65H57V68H58V66H59V68H61V67H64V65H67V67L68 68H65L66 69V72H67V70L68 69H70L67 73L61 68V69H57L58 71L59 70H62V72L61 71H59L58 73L55 71L56 70ZM78 65H83V66H79V67H81L82 69H80L79 67H78ZM103 65V66H102ZM126 65V66H125ZM140 65V66H139ZM147 66V67H149V68H147V69H149V70H147L146 69V67L145 66ZM217 65H219V67L217 66ZM222 65V66H221ZM245 65V66H244ZM50 66H53V67H49ZM123 66V67H122ZM128 66H129V68L132 70V71H135L134 69V66L136 67V70H137V72H138V70H141L142 71V73H141V71L138 73L139 75L141 74H144V75H140V76H138V74H137V78L135 77L136 75L131 71V70H129V68H128ZM137 66H138V68H137ZM223 67V70H219L221 67ZM253 66H256L255 68H253ZM260 66V67H259ZM95 67V68H96ZM122 67V68H121ZM125 67H127V68H125ZM155 66L153 65V68H154ZM219 68V69H216V68ZM247 67V68H246ZM248 67H250V69L248 68ZM53 68V69H52ZM77 68H78V71H79V73H78V71H76L77 70ZM107 68H108V70H107ZM133 68V69H132ZM140 68V69H139ZM144 68L147 70V72L148 73H150V75L148 76L147 74L148 73H146V70H144ZM211 68V69H212ZM256 68H258V69H256ZM47 69H49V70H47ZM50 69H52V70H50ZM80 69V70H79ZM126 69V70H125ZM156 68H154L153 70H155ZM222 69V68H221ZM226 69H229L230 70V72H227V71H229V70H227L226 71ZM237 69V70H236ZM244 69L246 70V71H244ZM261 71H260V70ZM13 70V71H12ZM16 70H18V71H16ZM26 70V71H25ZM81 70L83 71V73L81 72ZM101 70V71H100ZM105 70H107L108 71V74H111V77L109 78V77H107L106 78V72L107 71H105ZM109 70H110V73H109ZM143 70L145 71V73H143ZM225 70V73H223V71ZM233 72H232V71ZM259 71V72H255V71ZM40 71V74L42 75L43 74V76H39V72ZM49 71H52V74H50L49 73ZM70 71H73L72 73L70 72ZM85 71H87V75H86V72ZM98 71V73H96ZM114 71L115 72V74L114 73H112V72ZM191 71V70H190ZM193 71V70H192ZM239 72L240 73V75H239V73L237 74L236 72ZM248 71V72H247ZM22 72V73H21ZM30 72V73H29ZM101 72V73H100ZM104 72L106 73V74H104ZM118 72V73H117ZM119 72L121 73V74H123V75H127L128 77H129V75L131 74V75H135L134 77L133 76H131L130 75V79L132 80H130L129 78H127L126 80H124L127 76H125L124 77V79H123V75H119ZM130 72V73H129ZM136 72V71H135ZM182 73H180V77H182V80H178V83H182L181 84V86L183 87V85H185L184 87H185V89L187 88L188 90H187V92H188V96H189V98L191 99V101H192V103L197 107L196 108V110H195V112H196V114L194 115V117L192 116L190 119H189V121L187 122V124L188 125H186V127H185V129H183V131H181V133L179 132V134H181V135H179V134H177V135H179V136H175V140H174V142H171L170 144V146H169V149H170V147L173 145V143H175L173 146H172V148L171 149H173V150H169V151H171L170 153H168V150L166 151V154L168 153L170 156H168V154H167V156L165 157L166 159L167 158H169V159H167V161H168V164H167V161H165V165L167 166V173L169 172H171L170 174H172L173 175V173L175 172V174L177 173V171L178 172H182V173H193V172H195V171H197V169L198 170H202V169H204V166H203V163H204V165L208 168V169H210L211 168V170L213 171V173H215L214 172V170L217 168V167H215L216 165H218V163L220 164V163H222L223 165H221V166H218L219 168H220V170H219V168H217V170H215L216 172H218V171H220V176L219 177H217L218 175H217V173H215L214 175H216V180L214 179V178H210V179H214L213 181L214 182H216L217 180H219V178H221L222 176H223V174H221V172H223V173H225L226 174V176L227 177H225L226 178V180L223 178L220 182L219 181H217V183H219V184H222L221 186H219V189H220V187L222 188L223 187V189L225 188V190H223V189H220L222 192H223V194H222V192L221 191H219L218 190V186H216L215 185V188H214V182H213V186H212V183H210V182H208V183H206V186H207V184H209L208 186L209 187H211L212 189L214 188V190L217 188V191L219 192V195H218V193L216 194V192L214 193V190L213 191H211L212 189L211 188H209V187H205L206 189H208V191H204L205 193H200V195H199V197H198V195H197V197H194L193 195H190V196H187V198H185V200H189L190 199V197H191V200L190 201H192L193 200V198H196V200L194 199L193 201H192V203L190 204L188 201H185V202H188V203H185V204H187L188 206L189 205H191L192 206V204L193 205H195L196 203H197V199H201V197L203 198V199H205V198H207V197H209L208 195H210V197L213 195L214 196V198L217 196L218 197V199H217V201L218 200H220L219 198L220 197H225V195H227L228 196V194H229V198L228 197H226V198H228L229 199V202H231L232 203V201H233V205H235L234 207L235 208H237L236 209V211L238 210V209H240L241 211L243 210V219L241 220V222L240 221H238V222H236V228L234 227V231L236 232V233H233V230H232V233L230 232V231H228V230H226L221 224H220V222L218 221V220H216L215 219V217H214V214H212V207H210L209 209H206L205 207H207L208 208V206H210V205H208L207 206V204H208V202L210 201H215L216 200V198L214 199L213 197H211L212 198V200H210L209 198L207 199V200H209V201H207V200H204V202H201L202 201V199L199 201L198 200V205L196 204V206H198V207H200V208H198L197 209V207H191L190 206V208L188 209V206H187V209H188V211H195L196 209V213L195 212H193L194 214H192L193 215V217H192V215H191V217H192V220H193V218L195 217L196 219H195V221L193 220L192 222H193V224L191 223V226L190 227H187V228H185V230H183V229H181L180 230V228L178 227V225H177V223L179 224V221L177 220V219H175L174 220V222H173V226H172V228H166L165 227V220H163L162 219V217H160L161 219H159V217H156L155 218V220L153 221V226H154V229H156V230H154V231H156L155 233L153 232V230H152V234H151V236H149L150 237V240H149V238H146L147 240H144L143 241V246H144V248H149L148 250H146V249H143L144 251H146V253L145 254H147V256L149 255L150 256V253L154 250L155 252H152L151 254H153L154 256H162L161 258H164L163 256H165V258L164 259H168V260H165L166 261V264L168 263V264H264V203L259 199L258 201H259V203H257L258 201H256L258 198L256 197V196H252V194H250L249 192H251L250 190V187H247V185H244V187H243V189L245 190V191H243V189H242V187L240 188V187H237V186H240L239 184H241V183H237V181H240V180H238L239 179V177L241 178V173H243V171H242V169H244V168H242L241 167V164L243 163V164H245V162H247V158L245 157V155H246V153H247V155L246 156H248V155H251V156H248V157H251V158H253V157H255L256 158V156L257 157H259L258 156V154H257V152H256V148H254L252 145V141H250V136L249 135H247L246 133H244V131L243 130H238V129H241V128H239L236 124H237V122L235 123V121H236V116H235V114H233L234 113V110L233 109H230L229 107H228V105H226L227 103L225 102V101H223L224 100V98H222V97H218V96H214V97H212V96H210L211 95V90L213 89V85H212V83H211V81L210 80H205L206 78H205V75H202L200 78L198 77V76H200V75H193V74H195V72L193 71V72H189V70L188 71H181ZM186 72H187V74H186ZM220 72H222L221 73V75H222V78H220L221 76H220ZM243 72V73H242ZM252 72V74L250 75V73ZM263 72V73H262ZM11 73V74H10ZM31 73L34 75V76H36L35 74H37V76H39V78H43V81H44V79H45V81H46V83H44L43 81H42V79H41V82H37V83H35L36 84V86L34 87V79L32 78V77H34L33 75H32V77H31ZM53 73H55L56 74V76H57V81H55V78H52L51 76L53 75V77L55 76V74H53ZM76 75H75V74ZM78 73V74H77ZM92 73H93V77H96V78H93L92 77ZM184 73V74H183ZM192 73V74H191ZM217 73H218V75H217ZM259 73H261V75L259 74ZM30 76H29V75ZM44 74H48V75H51V76H48L47 75V77L44 75ZM57 74H59L60 76H58ZM62 74H63V77H62ZM65 74H66V76H65ZM68 74V75H67ZM88 74H89V76H88ZM99 76H98V75ZM103 74V75H102ZM114 75V77L116 78V79H113L114 77H113V75ZM117 74V75H116ZM238 75V77L240 78V76L242 77V78H238L237 77V75ZM248 74V75H247ZM254 74H256V77H257V81L254 83H252L251 81H250V79H251V76L252 75H254ZM3 75V76H2ZM74 75V76H73ZM91 75V76H90ZM95 75V76H94ZM104 75H106V76H104ZM119 75V76H118ZM191 75H192V77H191ZM236 75V76H235ZM37 76H36V80H38V78H37ZM45 76V77H44ZM55 76V77H56ZM68 76V77H67ZM88 76V77H87ZM98 76V77H97ZM108 76H110V75H108ZM194 76V77H193ZM218 76H220V77H218ZM231 76V75H230ZM249 76V77H248ZM29 77V78H28ZM51 77L52 79H54L53 81L54 82H58V80L62 83V84H64L63 85V87L65 88L66 87V85H67V90H66V88L64 89L63 87H61V85L59 84V83H57L58 85H60L59 87H60V89H63L64 91L66 90L67 92H69L70 90V92L69 93H73V92H75V91H78L77 90V84H81L82 85V82H81V80H82V77H83V85L80 87V88H82V89H84V87H85V84H86V82H87V84L86 85H88V83L91 81V83L92 84H94L93 86L91 85H89L88 87H91V89H92V87H93V91L92 90H90L88 93H87V95H83L84 97H82V99L79 101V100H76V102H71V101H69V96L68 95H70L69 93H67L66 91H65V94H61L60 95V93H61V91H63V90H60V92H58V91H54L53 92V90L51 91L50 90V88H52V86L54 87L53 89L54 90H59V88H56L57 86H55L56 84L54 83V82H52V80H50L49 78ZM61 77V78H60ZM75 77V78H74ZM77 77H79V78H77ZM93 78V80H92V78ZM113 77V78H112ZM119 77V78H118ZM121 77V78H120ZM132 77V78H131ZM180 77H179V79H180ZM196 77H198L199 78V80H198V78H196ZM258 77H259V79H258ZM21 78V79H20ZM35 78V77H34ZM60 78V79H59ZM65 78V79H64ZM72 78H73V80H72ZM112 78V79H111ZM148 78H146V77H143L142 79H147L148 80ZM196 78V79H195ZM228 78H229V80L230 79H232V80H230V82L228 81ZM237 78V79H236ZM248 78H249V80H248ZM5 79V80H4ZM47 79V80H46ZM49 79V80H48ZM78 79H80V80H78ZM86 79H89V80H86ZM95 79H96V81H97V83H96V81H95ZM121 79V80H120ZM134 79H137L136 81L134 80ZM187 79V80H186ZM190 79V80H189ZM200 79L202 80V81H200ZM219 79V80H218ZM224 79V80H225ZM263 79V80H262ZM30 80H31V82H30ZM35 80V81H36ZM63 80H65V81H62ZM76 80L78 81V82H76ZM86 80V82H84ZM111 80H113V82H115L116 80V83H115V85H113L114 83L111 81ZM123 80H124V82H123ZM147 80H145V81H147ZM205 80V81H204ZM47 81H48V83H47ZM53 83V85L51 84V82ZM102 81V82H101ZM126 81H128V82H126ZM129 81H131V83L129 82ZM142 81H144V80H142ZM144 81V82H145ZM186 83H185V82ZM200 81V82H199ZM261 81V82H260ZM67 82V84L65 85V83ZM94 82V83H93ZM117 82H121V83H123V84H121L120 83V86H119V84L117 83ZM132 82H134V83H132ZM139 82V83H138ZM144 82H143V84H144ZM202 82V83H201ZM205 82V84H203ZM223 82H226V83H223ZM248 84H247V83ZM260 82V83H259ZM33 83V84H32ZM39 83V84H38ZM43 84V89L42 88H40L39 87V85H41L42 86V84ZM72 83V84H71ZM73 83H75V84H73ZM77 83V84H76ZM99 83V84H98ZM111 83V84H110ZM113 83V84H112ZM127 83V84H126ZM136 83H138L137 85H136ZM147 83V82H146ZM145 83V84H146ZM230 83H232V85H230ZM260 85H259V84ZM29 84V85H28ZM37 84H38V86H37ZM70 84H71V86H70ZM97 84V85H96ZM100 84H101V86H100ZM107 84V85H106ZM110 84V85H109ZM116 84H118L117 86L119 87V89H116ZM131 84H134L133 85V87H131L132 85ZM142 84V83H141ZM199 84V85H198ZM233 86V87H231V89H230V86ZM234 84H236V85H234ZM21 85V86H20ZM33 85V86H32ZM47 86V85H50V86H48V87H44V86ZM74 85H76V86H74ZM97 87H96V86ZM126 89V92L127 91H129V93H128V95L125 93V89L122 87V86ZM130 85V86H129ZM139 85V86H138ZM194 85V86H193ZM204 85V86H203ZM208 85V86H207ZM262 85V86H261ZM22 86H24V87H22ZM70 86V87H69ZM127 86V87H126ZM162 86V87H161ZM160 87L161 88H159V92H157V94L158 93H160V94H158V96L160 97H158V100H157V98H155L156 100V102H157V104L159 103L160 104V102L162 101V99H163V96H165V94L167 93V91L168 90H165L166 92H164V93H162L163 92V88H164V86H165V88H166V86H167V89H168V85L167 84H162ZM191 86H193V87H191ZM206 87V88H203V87ZM228 86H229V88H228ZM33 87V88H32ZM39 87V88H38ZM69 87V88H68ZM72 87V88H71ZM95 87V88H94ZM101 89H100V88ZM102 87H104V88H102ZM117 87V88H118ZM124 89V91H123V89ZM129 87H131V88H129ZM138 87V88H137ZM143 87L144 88H146L147 86L145 85H143ZM143 87H140L138 90H142L143 89ZM183 87V88H184ZM190 87V88H189ZM203 88V89H201V88ZM251 87V88H250ZM25 88V89H24ZM27 88V89H26ZM30 88V89H29ZM37 88V91L35 90V89ZM73 88H75V89H73ZM115 88V89H114ZM122 90H121V89ZM208 88V89H207ZM209 88H211V90H209ZM234 88V89H233ZM32 89V90H31ZM34 89V90H33ZM39 89H42V90H46L47 91V93L46 94H43L42 92H44V91H42L41 93H42V95H43V99L41 98H39V96L38 95H41V93L39 94V92L41 91V90H39ZM70 89V90H69ZM82 89L80 90V91H82ZM96 89H97V91H96ZM99 89V90H98ZM132 89V90H133ZM207 91H206V90ZM228 89V90H227ZM253 89V90H252ZM23 90V91H22ZM39 90V91H38ZM48 90H49V92H48ZM69 90V91H68ZM158 90V89H157ZM162 92H161V91ZM189 90H190V92H189ZM203 90L204 91H206V92H208V93H210V95H207L208 93H205V92H203ZM209 90V91H208ZM28 91V92H27ZM96 91V92H95ZM99 91V92H98ZM110 93H109V92ZM115 91H117V93L115 92ZM122 91V92H121ZM134 91H132L133 93H134ZM136 91H135V93H136ZM196 91V92H195ZM231 91V92H230ZM38 94H37V93ZM53 92V93H52ZM58 93V95H57V93ZM93 92V93H92ZM105 92V93H104ZM107 92V93H106ZM118 92H121L122 94H123V96H122V94L120 93V96L118 95L119 93ZM124 92V93H123ZM244 92V93H245ZM26 93V94H25ZM52 93V94H51ZM64 93V92H63ZM67 93V94H66ZM131 93V94H130ZM189 93H190V95H189ZM195 93H197V95L195 94ZM35 94V95H34ZM126 94V95H125ZM161 94H163V96L161 95ZM30 95V96H29ZM33 95V96H32ZM41 95V96H42ZM49 95V96H48ZM53 95H54V97H53ZM61 97H60V96ZM63 95V96H62ZM109 95V96H108ZM125 95V96H124ZM234 97H235V95L234 94H232ZM242 95L243 96H240V97H245L244 96V94L242 93ZM87 96V97H86ZM110 96H111V98H110ZM166 96H167V94H166ZM165 96V97H166ZM200 96H202V97H200ZM47 97V98H46ZM51 97V98H50ZM58 97V98H57ZM63 97V98H62ZM117 97V98H116ZM123 97V98H122ZM126 97V98H125ZM157 97V96H156ZM164 97V98H165ZM193 97V98H192ZM206 97V98H205ZM210 97H212V98H210ZM217 97V98H216ZM248 97V98H249ZM250 97V98H251ZM45 98V99H44ZM65 98V99H64ZM88 98V99H87ZM252 98H251V100H249L248 99V101H252ZM35 99V100H34ZM37 99H38V102H39V100L41 101V102H43V100H44V103L42 104L43 106H41L40 104H41V102L40 103H38L37 102ZM51 99V100H50ZM52 99H54V100H52ZM94 99V100H93ZM97 99V100H96ZM122 99V100H121ZM126 99V100H125ZM161 99V100H160ZM166 99L167 98H165V99H163L164 101H162L161 103H162V105H161V108H160V105L158 104L157 106L159 107V109H163L162 111L160 110L159 111V113H162L163 111H164V108L166 107V103L164 104V102H166ZM210 99V100H209ZM215 99H216V101H215ZM244 99H247V97L246 98H244ZM32 100H33V104H32ZM46 100V101H45ZM83 100H84V102H83ZM86 100V101H85ZM123 100H125L126 102H129V104L128 103H126L127 104V106H129V107H125V101H123ZM212 100V101H211ZM261 100V101H260ZM34 101L36 102V103H38V104H36V105H34ZM65 101V102H64ZM100 101V102H99ZM106 101H108V102H106ZM214 101H215V105H213L214 104ZM220 101V102H219ZM246 101V100H245ZM46 102V103H45ZM67 102H69V103H67ZM119 102V103H118ZM122 102L125 104V105H123L122 104ZM202 102V103H201ZM223 102H225V103H223ZM55 103V104H54ZM56 103H59V105L58 104H56ZM84 103V104H83ZM88 103V104H87ZM96 103V104H95ZM116 103V104H115ZM216 103H217V105L218 106H221V107H223L224 105H225V107L224 108H227V110L226 109H222V108H220V107H218L217 105H216ZM220 103H223V104H221L220 105ZM30 104V105H29ZM50 106H49V105ZM61 104V105H60ZM65 104V105H64ZM72 104V105H71ZM121 104H122V106H121ZM165 106H164V105ZM29 105V106H28ZM39 105V106H38ZM66 105H68V106H66ZM78 105V106H77ZM88 105V106H87ZM100 105V106H99ZM208 105V106H207ZM214 107H213V106ZM13 106H15V107H13ZM36 106V107H35ZM48 106V107H47ZM77 106V107H76ZM93 106V107H92ZM99 106V107H98ZM124 106V107H123ZM163 106V107H162ZM199 106V107H198ZM9 107V108H8ZM11 107V108H10ZM35 107V108H34ZM43 107V108H42ZM51 107V108H50ZM57 108V109H55V108ZM88 109V108H91V109H88L89 111H87L86 110V108ZM98 107V108H97ZM117 107V108H116ZM123 109H122V108ZM210 107V108H209ZM263 108H264V106H262ZM8 108V109H7ZM17 108V109H16ZM18 108H20V109H18ZM37 108V109H36ZM38 108L40 109H43L44 110V108L46 109V111L44 112L43 110H41L40 111V113H39V111H38ZM85 108V109H84ZM93 108V109H92ZM119 108V109H118ZM201 108V109H200ZM215 108H217V109H215ZM220 108V109H219ZM11 109H12V111H11ZM33 109H34V111H33ZM51 109V110H50ZM127 109V110H126ZM214 109V110H213ZM219 109V110H218ZM222 109V110H221ZM17 110V111H16ZM29 110V111H28ZM37 110V111H36ZM97 110V111H96ZM103 110V111H102ZM105 110V111H104ZM108 110V111H107ZM124 110V114H123V111ZM126 110V111H125ZM203 110V111H202ZM216 110H218V111H216ZM230 110H232L233 111V113H231L230 112ZM49 111V112H48ZM56 111V112H55ZM80 111V112H79ZM84 111V112H83ZM92 111H95V113H96V115H95V113L94 112H92ZM130 111V110H129ZM214 111V112H213ZM227 111V112H226ZM13 112V113H12ZM18 114H17V113ZM85 112H87V117L89 116V112H91V113H94V117H98L99 116V114L101 115L102 113V117H100L99 119H100V121H102V122H100V121H96V118L95 119H92L93 121L95 120L96 122H97V124L95 125V127H94V129L95 128H99V129H102V130H100V131H98V133H101V134H104V135H101V137L100 138H98L99 136L96 134V132H97V129H96V132L93 134V131L92 130H94L93 129V127L92 126H94V125H90V129L88 128V121H85V119L87 118L86 117V115H85ZM102 112V113H101ZM118 112H119V114H118ZM205 112V114H203V113ZM217 112H219L218 114H216ZM3 113V114H2ZM20 113V114H19ZM37 113V114H36ZM38 113H39V115H38ZM52 113V114H51ZM84 113V114H83ZM113 113V114H112ZM222 113V114H221ZM16 114V115H15ZM30 114V115H29ZM42 114V115H41ZM43 114H45V115H43ZM46 114H49V115H47L46 116ZM66 114V115H65ZM82 114V115H81ZM106 114H107V118H106ZM109 114V115H108ZM120 114H122V115H120ZM228 114V115H227ZM9 115V116H8ZM26 115H27V117H26ZM38 115V116H37ZM104 115H105V119H104ZM126 115V116H125ZM161 116H162V114H160ZM231 115V116H230ZM2 116V117H1ZM41 116V117H40ZM43 116H44V118H48L49 117V119L51 120V121H53V124H47L48 122L50 123L51 121L50 120H46V119H44L43 118ZM53 116H55V118H53ZM86 118H85V117ZM93 116V115H92ZM114 116H116V117H114ZM161 116H160V118H161ZM211 116V117H210ZM216 118H215V117ZM229 116V117H228ZM234 116V117H233ZM35 117V118H34ZM39 117V118H38ZM67 117V118H66ZM126 117V118H125ZM195 117H198V118H196L195 119ZM231 117H233V119L235 118V120H232V118ZM72 118V119H71ZM85 118V119H84ZM93 118V117H92ZM101 118H102V120H101ZM201 118V119H200ZM231 118V119H230ZM8 119V120H7ZM29 119H30V121H29ZM35 119V120H34ZM39 119H44V121L46 122L45 124H47V126L49 125V126H51L50 128L51 129H53L54 128V130L55 129H57V131L55 132V135L53 134V136L49 133V130L51 131V133H53L54 131L53 130H51L50 128H48V130H46L45 129V131H46V134H47V132H48V134H47V136H49V135H51L53 138H54V136H55V138H57L58 139V141H57V139H55L54 138V141H56L58 144H56L55 142L53 143V144H55V146L56 147H53L54 145H52V147H53V149H55L56 148V150H49L50 151V153L51 154H49L48 155V157H52L51 155L54 153L55 154V156L54 157H52L51 158V161L49 160V159H47L48 157H46V152L45 151H47V152H49L47 149H46V147H45V149H44V146H46L45 144H41L40 146H38L39 144L38 143H36V145H37V147H36V145L34 146L33 145V147H32V145H30L32 142L31 141H33V140H31L33 137H30L29 135H28V132H29V134L31 133L30 131H32L33 130V134L35 133V130L40 126H37L39 123H44V121L42 122H39ZM53 119V120H52ZM59 119V120H58ZM110 119V120H109ZM112 119H114L113 121H112ZM118 119V120H117ZM194 121H193V120ZM199 119V120H198ZM16 120V121H15ZM26 120V121H25ZM65 120V121H64ZM67 120V121H66ZM69 120V121H68ZM87 120V119H86ZM98 120V119H97ZM104 120H106V121H108V125L106 124L107 122H105ZM115 120H116V123H118V124H116L115 123ZM217 120V121H216ZM21 121V122H20ZM36 121V122H35ZM62 121H63V123H62ZM84 121H85V123H87V124H85L84 125V128H83V124H84ZM94 121V123H96ZM112 122V124H111V122ZM124 121H122V122H120L121 124H123L124 123ZM197 121V122H196ZM204 121V122H203ZM205 121H207V122H205ZM214 121V122H213ZM231 121V122H230ZM9 122V123H8ZM11 122V123H10ZM19 122V123H18ZM25 122V123H24ZM27 122V123H26ZM76 122V123H75ZM103 122H105V123H103ZM203 122V123H202ZM217 122H218V124H217ZM233 122V123H232ZM24 123V124H23ZM29 123V124H28ZM35 123V125H36V123H38L36 126H37V128H36V126L35 125H31V124H34ZM52 123V122H51ZM72 123V124H71ZM111 125H110V124ZM116 124V125H114L115 126V128L113 127V124ZM210 123V124H209ZM219 123L221 124V125H219ZM223 123V124H222ZM22 124H23V126L24 127H33L31 130H29V128H28V131H26V128H23V126H22ZM27 126H26V125ZM63 124V125H62ZM99 124V126H97ZM102 124V125H101ZM120 124V125H121ZM201 124H203L202 126H201ZM204 124H206V126H207V124H208V126L207 127H209L208 128V130L206 129V126L204 125ZM211 124H212V126H211ZM215 124H217V125H215ZM229 124V125H228ZM233 124H234V126H233ZM17 125V126H16ZM53 125V126H52ZM54 125H56L55 127H54ZM69 125V126H68ZM72 125V126H71ZM88 125V126H87ZM192 125V126H191ZM214 125H215V127H214ZM224 125V126H223ZM35 126V127H34ZM64 126H65V128H64ZM97 126V127H96ZM225 127V128H220V127ZM228 126V127H227ZM233 126V127H232ZM12 127H13V130H12ZM14 127H16V128H22V129H20V130H23V129H25V130H23V131H19V133L17 132V129H15ZM87 127V128H86ZM110 127V128H109ZM113 127V128H112ZM116 127H119L120 128V130H118ZM236 127V128H235ZM238 127V128H237ZM36 128V129H35ZM87 130H86V129ZM115 129L116 130V132H115V130L113 131L112 129ZM202 128H204V129H202ZM212 128H213V130H212ZM217 128V129H216ZM221 130V131H219V129ZM227 128V129H226ZM9 129H11L12 130V132H11V130H9ZM60 129V130H59ZM63 129H65V130H63ZM82 129H84V130H86L87 131V134H85L86 133V131H84V130H82ZM98 129V130H99ZM231 129V130H230ZM234 129V130H233ZM185 130V131H184ZM229 130H230V133H229ZM234 131V133H233V131ZM15 131V132H14ZM53 131V132H52ZM88 131H92V132H88ZM95 131V130H94ZM103 131V132H102ZM119 131V132H118ZM123 131V130H122ZM189 131V132H188ZM237 131V132H236ZM25 132V133H24ZM59 132V133H58ZM105 132V133H104ZM119 134H118V133ZM183 132V133H182ZM209 132V133H208ZM221 132H222V134H221ZM22 133V134H21ZM58 133V134H57ZM73 133V134H72ZM75 133V134H74ZM89 133V134H88ZM117 134V135H115V134ZM205 133V134H204ZM208 133V134H207ZM217 133V134H216ZM233 133V134H232ZM244 133V134H243ZM13 134H15V136L13 135ZM28 136H27V135ZM63 134V135H62ZM85 134V135H84ZM92 134V135H91ZM107 134V135H106ZM207 134V135H206ZM214 134V135H213ZM219 134V135H218ZM239 134V135H238ZM242 134V135H241ZM1 135V134H0ZM7 135V136H6ZM31 135V134H30ZM65 135V136H64ZM71 135V136H70ZM209 135V136H208ZM230 137H229V136ZM6 136V137H5ZM51 136H49L50 138L49 139H51L52 140V142H53V139L51 138ZM89 136V137H88ZM92 136V137H91ZM94 136L96 137V138H94ZM104 137V139H103V137ZM107 136V139H105V137ZM117 136V137H116ZM181 136V137H180ZM233 136V137H232ZM244 136V137H243ZM247 136H249V137H247ZM23 137V138H22ZM61 137V138H60ZM71 137V138H70ZM176 137H177V140L178 141H176ZM181 138L180 140H179V138ZM221 137H222V141L220 140L221 139ZM235 137V138H234ZM12 138H13V140H12ZM29 138V139H28ZM93 138H94V140H93ZM98 138V139H97ZM187 138V139H186ZM225 138H227V139H225ZM246 140H245V139ZM14 139H15V142H13L14 141ZM87 139V140H86ZM97 139V140H96ZM103 142V143H105V144H107V145H105V144H103L100 140ZM103 139V140H102ZM118 139V140H117ZM211 139V140H210ZM215 139V140H214ZM223 139H225V140H223ZM240 139V140H239ZM248 139H249V141H248ZM4 140V139H3ZM61 140V141H60ZM72 140V141H71ZM93 140V141H92ZM99 140V141H98ZM213 140V141H212ZM235 140V141H234ZM241 140H242V142H241ZM30 141V142H29ZM66 141V142H65ZM82 141V142H81ZM85 141V142H84ZM88 141V142H87ZM93 142V144H92V142ZM97 141V142H96ZM119 141V142H118ZM211 141H212V144H211ZM227 141V142H226ZM229 141H231V142H229ZM233 141V142H232ZM244 141V142H243ZM3 142V143H2ZM13 142V145L11 144ZM16 142H17V144H18V146L16 145ZM68 142H70V144L68 143ZM73 144H72V143ZM91 142V143H90ZM99 142V143H98ZM198 142H199V144H198ZM203 142H204V145H203ZM208 142H210L209 144H208ZM250 142V143H249ZM6 145H5V144ZM60 143V144H59ZM80 145H79V144ZM90 143V144H89ZM216 143V144H215ZM222 143H224V144H222ZM226 143V144H225ZM243 143V144H242ZM247 143V144H246ZM33 144V143H32ZM76 144V145H75ZM85 144H88V146L90 147V148H88V146L87 145H85ZM98 144V145H97ZM102 144H103V146H104V148H103V146H102ZM112 144V145H111ZM118 144H121V146H119ZM198 144V145H197ZM214 144V145H213ZM230 146H229V145ZM234 144H236V145H234ZM44 145V146H43ZM81 145H85V147L88 149V150H91V151H88V150H86V148L84 149V150H82V147L83 146H81ZM93 145V146H92ZM99 146V145H101V146H99L98 148L97 147H95V146ZM118 145V146H117ZM182 145V146H181ZM200 145H201V147H200ZM207 146V148H206V146ZM210 145V146H209ZM213 145V146H212ZM217 145V146H216ZM223 145L225 146V148L223 147ZM232 145V146H231ZM240 145H244V146H240ZM249 145H251V146H249ZM11 148H10V147ZM24 146V147H23ZM62 146V147H61ZM75 146H77V147H75ZM110 148H109V147ZM123 146V149H124V153H126V154H124V153H122V147ZM192 146V147H191ZM195 146V147H194ZM216 146V147H215ZM237 146V147H236ZM28 147H30V149H32L31 151L29 150V148ZM35 147V148H34ZM42 147V148H41ZM58 147V148H57ZM93 147V148H92ZM94 147L95 148H97V150L95 149L94 150ZM118 147V148H117ZM119 147L121 148L120 150H121V152L119 151V153H117L118 152V150H119ZM180 147V148H179ZM206 148V150H205V153L203 152H201L202 154H199V155H197L196 154V156H194V154H192L193 152H194V150L195 149H197V148ZM210 147V150L208 149ZM221 147H223V148H221ZM250 147H252L251 149H250ZM10 148V149H9ZM19 148H20V150H19ZM27 148H28V151H27ZM39 148H41V149H39ZM63 148V149H62ZM78 148H79V151H78ZM203 148V149H204ZM215 148V149H214ZM238 148H239V150H238ZM242 148V149H241ZM244 148V149H243ZM248 150H247V149ZM8 149V150H7ZM12 149V150H11ZM22 149V150H21ZM35 149L37 150V152H35ZM39 149V150H38ZM108 149V150H107ZM118 149V150H117ZM181 149V150H180ZM194 149V150H193ZM221 149V150H220ZM230 150V152L233 150V151H237L235 154H237V156H238V158H237V156L234 154V155H231V153L230 152H228L227 153V150ZM258 149V148H257ZM7 150V151H6ZM14 150H16L15 152H12V151H14ZM45 152H43V151ZM102 152L101 153V155H106V154H108V155H112V153H114L113 155H114V157L113 156H111V158L113 159V161H118V162H114V164H112L111 162H109L108 160H110V161H112V159L110 158V156H100V155H97L95 152ZM101 150V151H100ZM187 150H189V152L187 151ZM208 150V151H207ZM215 150H218V152L217 151H215ZM228 150V151H229ZM5 151H6V153H5ZM9 151H11V152H9ZM42 153H41V152ZM84 151L86 152V153H88L87 154V156L85 155V153H84ZM104 151V152H103ZM106 151V152H105ZM111 151H112V153H111ZM116 151V152H115ZM174 151V152H173ZM180 151V152H179ZM184 151V152H183ZM226 151V152H225ZM232 151V152H233ZM254 151V152H253ZM20 152L21 153H23V154H21L20 155ZM41 153V156H39L40 154H38V157L39 158H34V157H37L36 155H33L34 153ZM57 152V153H56ZM64 152V153H63ZM92 152H94V154H92ZM111 154H110V153ZM182 152V153H181ZM210 152H211V155H214L213 157L212 156H210ZM216 152V153H215ZM221 152H222V154H221ZM223 152H224V155H223ZM1 153V152H0ZM9 153H10V156L13 158H8L7 157V159H9V160H4V158H6L5 157V155L7 154V155H9ZM16 153V154H15ZM19 153V154H18ZM43 153H44V155H43ZM89 153H91L90 155L93 157V158H95V156L99 159L100 157L102 158H100V160H98L97 158L95 159V160H91L90 158H91V156L89 155ZM99 153V154H100ZM106 153V154H105ZM117 153V154H116ZM175 153V154H174ZM213 153V154H212ZM218 153H220V154H218ZM253 155H252V154ZM46 154V155H45ZM61 154V155H60ZM96 154V155H95ZM120 154V155H119ZM121 154H122V156H121ZM177 154V155H176ZM192 154V155H191ZM204 154V155H203ZM209 155V156H207V155ZM228 154H230L231 156H229ZM241 154V155H240ZM257 154V155H256ZM6 155V156H7ZM69 157H68V156ZM85 155V156H84ZM89 155V156H88ZM94 155V156H93ZM125 155H127V160H125V158H126V156ZM202 155V156H201ZM216 155V156H215ZM219 155V156H218ZM225 156V157H223V158H221V156ZM226 155H227V158H226ZM244 155V156H243ZM260 155V154H259ZM24 156V155H23ZM62 156V157H61ZM84 156V157H83ZM207 156V157H206ZM253 156V157H252ZM15 157V158H14ZM19 157V158H18ZM43 157H45V160H44V158ZM81 157V158H80ZM87 157H89V159L90 160H88L87 159ZM103 157H104V159H103ZM192 157V158H191ZM199 157V159H197ZM202 159H201V158ZM205 157V158H204ZM209 157V158H208ZM211 157V158H210ZM216 157V158H215ZM217 157H219V158H217ZM241 157H243V159L242 160H244V161H241L240 159H241ZM41 158V159H40ZM78 160H77V159ZM115 158V159H114ZM234 158H236V159H234ZM240 158V159H239ZM251 158H249V160H251ZM12 159V160H11ZM17 159H18V161H17ZM39 159H40V161H39ZM59 159V160H58ZM68 159V160H67ZM75 159V160H74ZM80 159H86L85 161H83L82 160V162H81V160ZM186 159V160H185ZM208 161H207V160ZM215 159V160H214ZM219 160V161H217V160ZM220 159H222V160H220ZM224 159H228V160H224ZM233 159H234V161H236V162H234L233 161ZM245 159H247V160H245ZM258 159V158H257ZM11 160V161H10ZM65 160V161H64ZM69 160H70V162H69ZM80 160V161H79ZM107 160V161H106ZM191 160V161H190ZM230 160V161H229ZM248 160V162H250ZM39 161V162H38ZM67 161H68V163H67ZM100 161V162H99ZM112 161V162H113ZM125 161V164L124 163H122V162H124ZM127 161V162H126ZM170 161V162H169ZM193 161V162H192ZM197 161V162H196ZM204 161V162H203ZM225 161V162H224ZM229 161V162H228ZM239 161L241 162V163H239ZM0 162V163H1ZM14 162V163H15ZM34 162V163H33ZM41 162L43 163V162H45V163H43L42 165H41ZM50 163L49 165H48V163ZM66 162V163H65ZM79 162H81V163H79ZM86 162V163H85ZM91 162V163H90ZM94 162V163H93ZM120 162V163H119ZM131 162V161H130ZM185 162H186V164H185ZM203 162V163H202ZM224 162V163H223ZM234 163V164H232V163ZM239 164H238V163ZM14 163H11V164H13L14 165ZM15 163V165H17ZM33 163V164H32ZM38 163H40V164H38ZM96 163V164H97ZM108 163H106V164H108ZM111 163V164H110ZM208 165H207V164ZM227 164V166H226V164ZM263 163H264V161H263ZM35 164V165H34ZM46 164V165H45ZM201 164H202V166H201ZM45 165V166H44ZM76 165H74V166H76ZM128 165H130L129 164V162H128V164H127V166L126 167H128ZM170 165V166H169ZM210 165V166H209ZM213 165V166H212ZM226 167H225V166ZM234 165V166H233ZM235 165H239L238 166V168H237V166H235ZM69 166V167H68ZM72 167V168H70V169H78L77 167ZM29 167H31V168H29ZM34 167V168H33ZM35 167L37 168V169H35ZM120 167H122V165L120 166ZM126 167H124L125 169H126ZM205 167V168H206ZM210 167V168H209ZM221 167H225L226 168V170L224 169L223 170V168H221ZM124 168H123V170H124ZM227 168L229 169V170H227ZM231 168V169H230ZM242 168V169H241ZM247 168V167H246ZM15 169V168H14ZM12 170L13 172H16L15 170ZM22 169V168H21ZM66 169H63V170H66ZM128 169V168H127ZM127 169L126 170H124V173H125V171H127ZM178 169V170H177ZM180 169H182V170H180ZM31 170H33V171H31ZM62 170V171H63ZM122 170V169H121ZM129 170H130V168H129ZM169 170V171H168ZM185 170H187V171H185ZM191 170V171H190ZM223 170V171H222ZM241 170V171H240ZM190 171V172H189ZM233 171V172H232ZM123 172V171H122ZM128 172V171H127ZM129 172H131V170L129 171ZM128 172V173H129ZM262 172L264 173V169L262 170ZM261 172V173H262ZM92 173V171H90V173H88V175H89V177H90V174ZM95 171L93 172V177L94 176H96L97 175V172L95 173ZM128 173H125V174H128ZM168 173V174H169ZM228 173H231V174H228ZM49 173H48V170L46 169V168H44V174H43V178L41 177V180L40 181H42V182H40V184L42 185V184H44V185H50V183H52L53 184V179L52 178H48V177H50L49 175H48ZM218 174H219V172H218ZM238 176V178H237V176ZM0 175L2 176L3 175V173L1 174L0 173ZM222 175V176H221ZM234 175V176H233ZM240 175V176H239ZM1 176H0V178H1ZM8 177V174L7 173H4V175H3V177ZM262 178L260 179L261 181V184L263 185L264 184V175L262 174ZM30 177V176H29ZM28 177V178H29ZM31 177H32V175H31ZM46 177H47V179H46ZM261 177V176H260ZM259 177V178H260ZM228 178V179H227ZM234 178H235V180L237 179V181L236 182H233V180H234ZM4 179V178H3ZM46 179V180H45ZM50 179H52V181L50 180ZM229 179H231V183L232 184H229V185H233L234 183L236 184V186L235 185H233V186H229L227 183H228V181H229ZM43 180H45V183H43L44 181ZM212 180H209V181H212ZM225 180V181H224ZM243 181V180H242ZM61 182V184L62 183H64L63 184V186H61V187H64V185H66L65 184V181L63 182V181H60ZM60 182H59V184H60ZM97 182L99 183V182H101V183H104V182H102L101 180L100 181H98L97 180ZM96 182V183H97ZM130 182V181H129ZM132 182V181H131ZM225 182H226V184H225ZM229 182V183H230ZM47 183H49V184H47ZM100 183V184H101ZM108 183H109V185H112L113 184V186H111L110 188L111 189H109V187H108V189L109 190H112L113 191V189H114V191H115V189H116V198H115V192H114V195L113 196H111V195H108L106 192L105 193H102L101 191H106L105 189V187H107L106 185H108ZM108 183H104V184H102L101 185V187L100 188H103L104 187V189H99V186L98 185H95L96 187H94V186H91V188L92 187H94L96 190H98V192L97 191H94L95 189L94 188H92V191L90 190V192H91V195L93 196H91L90 194H88V196H87V193L85 192L84 193V191H83V193L85 194V197H88V199L91 201L92 199H93V201H96L95 203H97L98 201H102V202H105L104 200H99V199H105L104 197H107V200L109 199L108 197H110V198H114V199H112V200H115V199H117L118 197H119V199H117L116 200V202L114 201V203L115 204H117V203H120V204H117V205H122L121 207H120V212H123V218H122V220L120 219V221H117V219H113L114 220V224H115V227H116V229H117V231H121L122 232V228L123 227H121L120 229H119V227L120 226H124V228H125V226L127 225V221H128V218H129V216L128 215H130V213L132 212V209L134 208V207H132L133 205V201H131V200H133V196H134V194H133V192L135 191V190H137V184H136V188L135 187H133V185H134V182H132L133 183V185H131L133 188H135V190L133 189V192H131V190H132V188L130 187V186H128V184H127V186H126V188H127V190H130V191H127V190H125V187H120L121 186V184H119L118 182V185H117V183H116V185L118 186H116L114 183V181H111V183L110 182H108ZM136 183V182H135ZM224 183V184H223ZM55 184L57 185V183L56 182H54V186L52 185H50L51 187H54L53 189H56L57 191L59 190H61V188H59L58 187V185H57V187H55ZM60 184V185H61ZM95 183H93L92 182V185H94ZM99 184V185H100ZM218 184V185H219ZM243 184H245V182H243L242 183V186H243ZM105 185V186H104ZM116 187H115V186ZM130 185V184H129ZM225 187H224V186ZM67 186L68 185H66V188H65V190L67 191V189H69V188H67ZM157 186H159L158 188L160 189H158L157 187H155L156 189V191H155V193H154V197H155V201H154V203L155 202H157L160 198H162V199H164L166 196H165V194H166V192H167V195L169 196V198L167 199V200H173L174 198L173 197H171V196H173L174 194H173V192H172V190L170 191L169 189H171V188H169L168 186L166 187V185L163 187V185L162 184H158ZM235 186V187H234ZM249 186V185H248ZM264 186V185H263ZM113 187H115V188H113ZM120 187V188H119ZM128 187H130V189L128 188ZM229 187L230 189H227V188ZM245 187H247L246 189H245ZM90 188V189H91ZM122 188V189H121ZM169 188V189H168ZM204 188V189H205ZM234 188H235V190H234ZM238 188H240V189H238ZM94 189V190H93ZM107 189V191H109ZM119 189V190H118ZM125 190V193H123L121 190ZM166 189V190H165ZM205 189V190H206ZM158 190V191H157ZM168 190V191H167ZM231 190V191H230ZM58 191V192H59ZM62 191H63V193H67V192H65L64 191V188H62ZM61 191V192H62ZM100 191V192H99ZM112 191H111V193H112ZM119 191H121L124 195H121L122 193L121 192H119ZM164 191V192H163ZM227 191L229 192V193H227ZM237 191V192H236ZM243 193H242V192ZM95 192V193H94ZM98 193V195H97V193ZM119 192V193H118ZM136 192V191H135ZM134 192V193H135ZM170 192V193H169ZM209 192H211L210 194H209ZM231 192H233L234 193V195H232V194H230ZM236 192V193H235ZM60 193V192H59ZM101 193V194H100ZM109 194H110V192H108ZM161 193V194H160ZM169 193V194H168ZM208 193V194H207ZM213 193V194H212ZM225 193V194H224ZM227 193V194H226ZM242 193V194H241ZM62 194V193H61ZM83 194V195H84ZM119 196H118V195ZM236 194H237V196H236ZM246 194V195H245ZM65 195V194H64ZM92 197H90V196ZM100 195H104L103 197H100ZM106 195V196H105ZM108 195V196H107ZM132 197H131V196ZM162 195H164V196H162ZM182 196H183V194H181ZM205 195H207V196H205ZM221 195V196H220ZM224 195V196H223ZM230 195H231V199H232V196H233V200L231 201V199H230ZM250 195V196H249ZM96 196H98L99 198H96ZM121 196V197H120ZM123 196V197H122ZM127 198H129V196L131 197V199L129 200V199H127ZM160 196H162V197H160ZM186 196V195H185ZM185 196H183V197H185ZM220 196V197H219ZM95 197V198H94ZM157 197V198H156ZM189 197V198H188ZM240 197V198H239ZM243 197V198H242ZM251 197V198H250ZM256 197V198H255ZM121 198H123V199H121ZM159 198V199H158ZM247 198V199H246ZM255 198V199H254ZM96 199V200H95ZM98 199V200H97ZM125 199V200H124ZM166 199V198H165ZM181 199L183 200L184 198H182L181 197ZM222 199V198H221ZM227 199V200H228ZM238 199V200H237ZM252 199H253V201H252ZM111 199L110 200H108L107 202H113ZM118 200H123V204L121 203V201H118ZM127 200V201H126ZM235 200V201H234ZM92 201V202H93ZM131 201V202H130ZM194 201L196 202L195 204H194ZM206 201V202H205ZM243 201H245V202H243ZM250 201V202H249ZM124 202H126V204L124 203ZM249 202V203H248ZM94 203V202H93ZM106 203V202H105ZM131 203V204H130ZM184 203V202H183ZM203 203H204V205H203ZM205 203H206V206H205ZM236 203V204H235ZM238 203V204H237ZM257 203V204H256ZM261 203V204H260ZM128 204V205H127ZM200 204H202V205H200ZM240 204V206L239 207H237V205H239ZM127 205V206H126ZM129 205H132L131 207L132 208H130V206ZM205 208V210H204V208ZM243 206V207H242ZM119 207V206H118ZM160 207H162V206H160ZM259 207V208H258ZM128 208H129V210L130 211H128ZM191 208H192V210H191ZM249 208V209H248ZM263 208V209H262ZM123 209L126 211H123ZM160 209H161V212H160ZM210 210V211H209ZM157 212H158V214H157V216H160L162 213H163V210H162V208H158L157 207ZM156 212V213H157ZM191 212H189L190 214H191ZM246 212V213H245ZM125 213H127V214H125ZM159 213H161V214H159ZM199 213V214H198ZM205 213V214H204ZM245 214V215H244ZM247 214V215H246ZM249 214V215H248ZM198 217H197V216ZM208 215V216H207ZM128 216V217H127ZM161 216H163V214L161 215ZM203 216V219H201V217ZM263 216V217H262ZM247 217V218H246ZM250 217V218H249ZM121 218V217H120ZM124 219V220H123ZM156 219H158V220H163L164 221V223H163V221H161V223L159 222V221H157ZM206 219V220H205ZM210 219V220H209ZM116 220V221H115ZM176 220L178 221V222H176ZM212 220V221H211ZM123 221H124V223H123ZM157 223H156V222ZM214 221V222H213ZM217 221V222H216ZM203 222V223H202ZM122 223V224H121ZM160 223V225H159V227H156V225L157 224H159ZM202 223V224H201ZM216 223V224H215ZM219 223V224H218ZM164 224V225H163ZM206 224V225H205ZM213 224V225H212ZM246 227H245V226ZM220 226V228H218ZM222 226V227H221ZM161 227V228H160ZM163 227V228H162ZM178 227V228H177ZM124 228H123V230H124ZM158 228V229H157ZM188 228H190V230H191V232L192 231H194L195 233L194 234H192V233H190V231H189V234L187 233L188 231L187 230H189ZM216 228V229H215ZM159 229H161V230H159ZM163 229H165V230H163ZM172 231H171V230ZM225 229V230H224ZM243 229V230H242ZM180 230V231H179ZM201 230V231H200ZM116 231V232H117ZM160 231V232H159ZM171 231V232H170ZM186 231V232H185ZM230 232V233H228V232ZM158 232V233H157ZM178 232L180 233V234H178ZM159 233H161V234H159ZM164 233V234H163ZM165 233H167L168 235H166ZM206 233V234H205ZM208 233V234H207ZM218 233V234H217ZM239 233V234H238ZM184 234H186L185 236H184ZM199 235V236H193V235ZM232 234V235H231ZM233 234L235 235L236 234V237L235 236H233ZM123 235V234H122ZM153 235V236H152ZM154 235H155V240L157 241V239L156 238H158V237H160L161 239H163V236H164V239L163 240H161V239H159L158 238V241L159 240H161V241H159V242H156V241H154V239L152 240V238L154 237ZM156 236H158V237H156ZM167 236H169V237H167ZM202 238H201V237ZM234 238H233V237ZM242 236V237H241ZM123 237H125V236H123ZM152 237V238H151ZM181 237V238H180ZM187 237V238H186ZM197 237V238H196ZM199 237V238H198ZM209 237V238H208ZM231 237V238H230ZM238 237V238H237ZM174 238H175V240H174ZM213 238V239H212ZM237 238V239H236ZM18 239H20V242L19 241H17L16 243H15V246H17V247H15L14 248V253H13V256L10 258V262H9V260H7V258H6V256H2V263L4 262V264H82V256H78L77 255V251H76V249H77V247L78 246H75V249H74V247H73V250H75V251H73V250H71V251H73V254H72V252L70 253L67 249H66V247L65 246H63V244H58V245H54V248H52L53 246L49 243V244H47L46 245V243H44V242H41L40 243V245L42 246V244L44 245L45 244V246H40L39 245V243H35L36 244V246H37V244H38V246H37V248H36V250L34 249H32V250H30L29 248H28V246H27V244L25 243V241L23 240V238H18ZM21 239H22V241H21ZM177 239V240H176ZM196 239V240H195ZM205 239V240H204ZM233 239V240H232ZM229 240H230V242H229ZM125 241V240H124ZM146 241V242H145ZM150 243H149V242ZM152 241H154V243L152 242ZM195 241V242H194ZM19 242V244H17ZM22 242H23V244H22ZM147 243L148 242V244H145V243ZM161 242V243H160ZM237 242V243H236ZM240 242V243H239ZM20 243H21V245H20ZM182 243V244H181ZM184 243V244H183ZM186 243V244H185ZM192 243V244H191ZM195 243V244H194ZM239 243V244H238ZM152 244L155 246L156 244H158V245H156L155 246V249L157 248V250H155L154 249V247L152 246ZM243 244V245H242ZM184 245V246H183ZM205 245H206V247H205ZM233 245V246H232ZM239 245V246H238ZM63 246V247H62ZM150 246H152V247H150ZM158 246V247H157ZM161 246H163V247H161ZM194 246V247H193ZM196 246V247H195ZM203 248H202V247ZM41 247V248H40ZM43 247H44V249H43ZM56 247V248H55ZM166 247V248H165ZM183 247H185V251H183L182 250V248ZM206 249H205V248ZM35 248V247H34ZM114 248H118L119 250H123L121 247H119L118 245L117 246H115ZM143 248V247H142ZM200 248V249H199ZM236 248V249H235ZM37 249H38V251H37ZM41 249V250H40ZM43 249V250H42ZM55 249H57L56 251H55ZM86 249H91V248H86ZM168 249V250H167ZM207 250V251H205V250ZM46 252H45V251ZM48 250V251H47ZM50 250H52V251H50ZM61 250V251H60ZM80 250V249H79ZM119 250H118V252H119ZM198 250V251H197ZM202 250V251H201ZM229 250V251H228ZM159 251H161V252H159ZM164 251V252H163ZM189 251V252H188ZM196 251V252H195ZM225 251V252H224ZM20 252V253H19ZM67 252H69L70 254H68ZM165 252H166V254H165ZM202 252V253H201ZM206 252V253H205ZM224 252V253H223ZM19 253V254H18ZM33 255H32V254ZM45 253V254H44ZM59 253V254H58ZM61 253V254H60ZM65 253V254H64ZM158 253H162L161 255H159ZM168 253H170V254H168ZM188 253H190V254H188ZM197 253V254H196ZM239 253V254H238ZM244 253V254H243ZM15 254V255H14ZM35 254V255H34ZM72 254V255H71ZM75 254H76V256H77V258H79V259H76V256H75ZM124 254L125 253H119V254H117L115 257L113 256V258H111L110 260H111V264H128V262H126L127 260L125 259L126 257L124 256ZM156 254V255H155ZM230 254H231V256H230ZM234 254V255H233ZM23 257H22V256ZM28 255H29V257H28ZM60 255V256H59ZM122 255L124 256V257H122ZM153 255H151V256H153ZM185 255H187V256H185ZM189 255V256H188ZM43 256H44V258H43ZM64 256L66 257V258H64ZM74 256H75V258H74ZM118 256H120V257H118ZM169 256V257H168ZM204 256V257H203ZM240 256V257H239ZM243 256V257H242ZM25 257V258H24ZM34 257V258H33ZM54 257V258H53ZM167 257V258H166ZM176 257V258H175ZM180 257V258H179ZM241 257H242V259H241ZM33 258V259H32ZM48 258V259H47ZM56 258V259H55ZM63 258V259H62ZM72 258H73V260H72ZM4 259H5V261L7 262H5L4 261ZM58 259H60V260H58ZM76 259V260H75ZM172 259V260H171ZM174 259V260H173ZM176 259V260H175ZM212 259H214V260H212ZM232 259H235V260H232ZM55 260V261H54ZM68 260V261H67ZM115 260V261H114ZM124 260V261H123ZM202 260V261H201ZM205 260H207V261H205ZM43 261V262H42ZM209 261H211V263L209 262ZM243 261V262H242ZM9 262V263H8ZM66 262V263H65ZM191 262V263H190Z\"/></svg>",
    "mask_w": 264,
    "mask_h": 264
}]
</instances>
